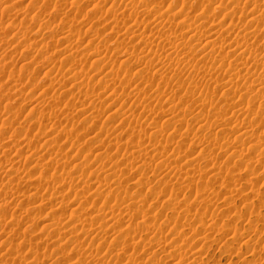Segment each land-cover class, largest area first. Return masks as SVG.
I'll return each instance as SVG.
<instances>
[{
	"label": "rangeland",
	"instance_id": "374dc122",
	"mask_svg": "<svg viewBox=\"0 0 264 264\" xmlns=\"http://www.w3.org/2000/svg\"><path fill=\"white\" fill-rule=\"evenodd\" d=\"M47 1L48 0H42L41 3L45 2V4L42 5V4H40V0L39 1L38 0H0V22L5 23L3 25H2V23H0V27L2 28V29L0 28V31H1V33H0L1 34L0 35V64L2 63L1 65L3 67H5V68H3L0 65V67L3 68V69L2 68H0V69L4 70V71L0 70V73L5 75V76L2 75L4 77V79L0 75V80H1L0 81V89L1 88L3 89V90L2 89L0 90V122L2 121V123H0V124H1V126H3V128H7L5 130L4 135L3 134L0 135L1 136L0 137V142H1L0 143V149H1L0 150V170L3 171V168L7 169V170L4 169L6 171H3V172L0 171V176H1L0 177V186L1 187L3 186L2 190L0 188V212H1L0 213V226L2 225L0 227V244H1L0 245V264H15V263L16 264H32V263L33 264H115V262L117 260L120 264H130V262L132 264L133 263L134 264H140V263H142V264H148V263L149 264H151V263L152 264H193L192 262H194V263L197 262L198 264L199 263H201V264H264V248H263L264 247L263 246L264 245V241H263L264 240L263 239L264 238V228H263L264 227V219H263L264 218V203H262V202H264V172H262L264 170V149H262V148H264V147H262L263 145L257 146V147L251 146L252 143L250 141V139H251L250 137H252V139L255 138V136H257V135H258L257 137H259L262 135L261 133L264 131V126L261 127V125H264L263 124L264 123V99H262V97H261L264 93L256 92V90L259 91L260 88L264 87V83L262 85H256L253 83L252 91L250 89L248 91L249 94H247V95L245 94V92L247 93V91L242 90L244 92V95H246L248 98H246V96L243 97L242 96L243 93L240 91L236 95V97L234 99H232V101L233 100L234 101L233 102L230 101L231 104L234 103L236 108H238L237 109L238 111L235 109V111L233 110L234 113H232V111H231L229 114L227 113V115L225 112H223L222 106H224V103H225L223 101L224 99H222V92H224L223 90L226 91V89L228 90L229 88H232V90H234L237 88L238 85L242 87V85L244 84V81L248 78V76H247L248 70L247 69H249V67L255 68V66L254 65L252 66V63L251 64L248 63V65L245 66L247 72H246V70H244V72H242L243 70H240V72H239L237 69L238 72L235 71L236 72L235 73L233 71L235 69H230L228 67L229 66L228 64L231 63L232 62L231 59H233L235 57V55H232V52H234L235 54L237 52V54H239V51H234L235 50L234 47L236 46V44L231 46V47H224V45L227 43L223 42L224 40L222 41L223 34L220 31L222 29L224 30L230 24V22L231 23L233 22L231 20L233 18H235L234 22H237L239 20L241 23L240 22H237V23L233 22L232 24L238 26L240 23V25L242 24L243 26L239 25L238 27H242V28L245 26V30L248 31V34H247L248 38L250 37V40L254 41L256 36L254 37L253 34H250V33L253 30L256 32L257 27H258L257 30L260 28L261 29L264 28V10L258 11L256 13H255V11H251V10L253 9L254 4H259V3L261 4L262 3L261 0H240V1L239 0H235V1L234 0H217L216 1L217 4L214 3L215 4L214 9L216 11V16L214 17L215 19L212 17V20H215V21H212L211 17L208 16V15H210V13H209L210 11L203 12L202 11L203 8L201 6V5H207L211 2L213 3V1L215 2V0H207V1L206 0H189V1L188 0H166V1L165 0H149V1L148 0H143V1L139 0V2L141 4H140L139 8H136V10L135 9L133 10V8L128 9L130 6L124 7L121 3V0H114V1L113 0H101V1L100 0H79V1L76 0L75 4H74L75 0H49L48 2ZM147 1H148V3H147ZM151 1H153V2L155 1V3H153V2L150 3ZM241 1H242V3H240ZM55 2H57V3H55ZM93 2L94 3L99 2V3H96L97 5H95ZM143 2H144V4H143ZM229 2H231L230 4L232 7H230ZM234 2H236V3H234ZM70 3H73V4H70ZM225 4H226V6L229 5V7L232 8L231 9V11H233L232 14L229 13L228 11H227L228 13L226 12L227 15H224V13L220 12V7L222 5L225 6ZM40 5H42V6H40ZM73 5H75L76 7L74 6V8H73ZM99 5H101V6H99ZM144 5L145 6L147 5L146 8ZM234 5L237 6V12H236L237 15L233 14L236 11ZM238 5L241 9L238 7ZM241 5L244 6L245 8L242 7ZM96 6L97 7L99 6L98 7L99 9L96 8ZM248 6H249V8H248ZM40 7H42V8H40ZM100 7H102L101 10H100ZM147 7H150V8H147ZM126 8H127V10H126ZM141 8L142 9L145 8L146 10H148L147 12H149L150 14L146 13V15H147L146 16L145 15L146 10L145 9L142 10ZM57 9H59V10L56 13ZM90 9H91V11H90ZM140 9H141V12L142 11L144 12V13L142 12V15L139 11ZM244 9H246V10L242 11ZM77 10L80 13H78ZM111 10L113 13L111 12ZM120 10L121 11L123 10L122 11L123 14L121 13L122 15L119 13V12H121ZM130 10L131 11L133 10V12L131 13ZM158 10H159V12H157ZM162 10H163V12L166 11L167 14H168L167 11L170 10L169 11L170 16H168V15L167 16L170 17V19L172 18V20L174 18L180 17V15H177V14H181L179 12H182V13L184 12L182 14L183 17L181 16L182 17L181 20H184L186 17L185 15H187V19L192 21V22L194 21L197 25L205 23V25H207L206 26L207 29L210 27V29H208L210 31L209 32L207 31L205 33V35L207 37L201 36L202 38L200 41H202V42H205V40L208 39V36H209L208 34L210 32H212L213 30L215 33H218V30L220 29V27L224 26L223 25L224 21L221 23L222 20H220V19L224 20V17L228 16V19L225 22L226 27L224 26L225 28L223 27L222 29L219 30V33H218L219 36L216 34L218 36V38L216 37V35H213L214 37H211L210 39H214L215 37L217 38V39H214V41L216 40L214 42L216 44L214 47L216 49L220 48V47H224L226 49V51L228 50L227 53L229 54V59L231 61L229 59L226 60L227 62L224 59L222 60L221 56H219L218 54H210L208 56L209 52L204 51V49H198V48L196 49L197 51L195 50L196 53L195 52H194V54L192 53L193 54L192 56H190L191 54L186 55V53H185L186 51L185 52H183V51H184V49L186 50V47L188 44L189 45L191 44L190 46H192V47H195V46L198 47V45H199L198 44L199 43L198 37H192L191 38V36H193L194 33L193 32L188 33L187 32L188 28L187 27L184 28L186 24L183 25V23H180V26H176V28L174 27L175 31H174V29H173V31H171V29H170V32L167 34H170L171 32H175L177 34V36H176L175 33H171L172 36H171L170 43H169V41L167 42L166 40H164L165 42H163V39L166 38L164 36V32H159L160 34H158V33H156L158 31L155 29H153L154 30L152 32L153 35H152V33L150 34L148 32V31H152V30H148L146 32L145 31V29H146L145 23L143 22V20L144 19L147 20L148 18H150V16H153L155 13H156L155 15H157L158 13H160V11L162 12ZM247 10H250V11H248V13H247ZM136 11H138L139 14H137ZM91 12H92V14H91ZM242 12H244V13H242ZM102 13H104V14H102ZM36 14H38V15L36 16ZM82 14H84V16ZM203 14H205V15H203ZM230 14H231V16H230ZM99 15H101L100 17H102L104 19L103 20L101 18L103 20L104 24L106 23V20L108 21L107 23H108L109 28H108V26H106L107 24L106 25L102 24L103 22H101L102 21L101 19L97 20L98 25H96L97 24L96 19L99 18ZM137 15H138V17H137ZM222 15H224V16L221 17ZM207 16L211 20V21L209 20L208 23H206L207 20L205 19ZM47 17L49 20L46 19ZM65 17H67V19L75 17L74 19L75 20L77 19L76 21H79V23H76L74 19H73L74 21L72 19H71V21L67 20ZM82 17H85V18H82ZM90 17L93 19H90ZM106 17L109 19H107ZM116 17H118V18L116 19ZM125 17H127V18L125 19ZM192 17H193V19H192ZM236 17H237V21H236ZM41 18H45L47 21H45V19L44 20L42 19L43 20V22H42ZM60 18H61V20H60ZM134 18L137 19V21L139 20L138 21L139 23L137 21H134ZM253 18H255V20ZM110 19L112 20L111 23L109 21ZM50 20H53V22L50 23L49 22ZM63 20L65 22H62ZM99 20H100V22H99ZM113 20H115V23ZM201 20H203V21H201ZM5 21L7 22V24ZM31 21H32V23H31ZM81 21H82V24H80ZM179 21H176V22H179ZM228 21H229V24H228ZM120 22H122V23L120 24ZM136 22L139 25H140V23H141V25L143 24L144 25L143 28L141 25H140L141 26L140 27ZM262 22H263V24H261ZM47 23H49V24H47ZM217 23H220L219 24L220 27H219V25L216 27H213ZM77 24H78V26H75ZM93 24H94V26H93ZM112 24L117 25V26L114 28V26ZM135 24L138 26H136ZM79 25L80 26L83 25V26L80 27ZM134 25H135V28H132ZM21 26H24V27H21ZM48 26L51 27V30L47 28ZM104 26H105V28H103ZM72 27L73 28L77 27V28L73 29ZM79 27L81 29L83 28V31L80 30ZM95 27L98 28V30L95 29ZM100 27H102L103 29ZM126 27H128V28L126 29ZM211 27H213V28H211ZM218 27H219V29H218ZM65 28L66 29L68 28V29L66 30ZM85 28H87V29H85ZM214 28L215 29L217 28L218 30L217 29L215 30ZM30 29H32V30H30ZM71 29L73 30V32ZM90 29H94L93 31L96 30L97 32L96 31L93 32ZM100 29L103 31V33ZM118 29L119 30L121 29L122 32L119 31ZM177 29H179V33L176 31ZM261 29H260V32H261L260 35L261 34L262 35L260 36L261 38L260 37H258V38L262 39L263 41L256 38V41L259 43V44L257 43L258 48H259V50H257L258 51L257 53L258 54L260 53L259 57L264 56V53H262V52H264V39H263L264 38V29L263 30H261ZM39 30H41V31H39ZM75 30H77L78 33H75L76 32ZM88 30H89V32H88ZM139 30H140V33H139ZM203 30H204V28H203ZM250 30H252V31L250 32ZM28 31H29V33L31 32V35L28 33L30 38L27 40L22 34L28 32ZM104 31L105 32L107 31L106 32L107 34ZM109 31H111V33H114V34H111ZM123 32L127 33V34L131 33L132 36H129L130 34H128V35H126V36H128L126 38L124 36L125 34H123ZM141 32H144V33L142 34ZM186 32H187V34H185ZM162 33H163V35H162ZM181 33H182V36H181ZM234 33L236 35V32H234ZM52 34H53V38H52ZM69 34H70V36H69ZM94 34H96V36ZM122 34L124 37L122 36ZM184 34H185V36H184ZM201 34H203V33L201 32ZM15 35L16 36L18 35V36L16 37ZM72 35H73V37L74 36L75 37L73 38ZM93 35L96 37V39H94L95 37ZM113 35H114V37H113ZM134 35H136V37L138 36L137 37L138 39L135 41V44H133L134 42H132V38ZM158 35H160V37ZM54 36H56V37H54ZM121 36L123 39L121 38ZM152 36H154V37H152ZM20 37H22V40L20 39V41L21 42L23 41L22 42L23 44L21 42H19L18 38H20ZM110 37H112V38H110ZM115 37H116V39H115ZM219 37H222V38L220 39ZM251 37H252V39H251ZM50 38H52V39H50ZM108 38H109L110 42L114 41V43L112 42L113 44H111L109 42ZM140 38H142L143 40L141 41ZM181 38L183 40H180ZM184 38H185V40H184ZM186 38L188 39V41H186L187 40ZM73 39H75V40H73ZM98 39L100 40L101 44L99 43ZM111 39H112V41H111ZM114 39L116 40V42ZM121 39H122V41H121ZM126 39H129L128 42ZM144 39H145V41H144ZM195 39L198 41L197 42L194 41ZM89 40H91V41L89 42ZM101 40H104V41L102 42ZM118 40L121 42H119ZM130 40H131V43H130ZM150 40H152V41H150ZM161 40H162V44H160ZM16 41H18L19 44ZM70 41H71V43L73 42L74 47L71 46V43L69 45ZM106 41L109 42V43L107 42V44H108L107 48H102L101 47L102 44L106 47V45H107ZM140 41L141 42L144 41L145 44L141 43ZM146 41H147V44H146ZM185 41H186V43H185ZM166 42H167V45H166ZM180 42H181V44H180ZM217 42H219V43H217ZM260 42H261V44H260ZM44 43H47V44H44ZM53 43H55V44H53ZM163 43H164V45H163ZM192 43H194V44H192ZM66 44H67V46H66ZM94 44H96V46H95L96 48H94ZM114 44L116 46L117 45L120 46V48L118 47L120 50L118 48H116V46ZM155 44H156V46H155ZM158 44L160 45V47ZM221 44H224V45L220 46ZM27 45H29V46H27ZM30 45H32V46H30ZM42 45H43V47H42ZM44 45H46L45 46L46 48L44 47ZM137 45L139 46V48H140V46L141 47L143 46V47L140 49L137 47L138 50H136ZM177 45H179V47ZM8 46L10 47V49ZM58 46L59 47L61 46L60 49L64 46L62 48L63 49L62 51H65V50H68V51L66 53L62 54L61 53L62 51L60 52V49ZM130 46H132L133 48H130ZM146 46L148 47V49L156 50L154 52H157L162 47H163V49L159 50L156 53L157 54L156 58H154L152 60V56H151L152 54H148V55H150V56H148L147 55L148 51H143V49ZM201 46L203 47V45H201ZM232 47L234 49H232ZM40 48H42V51ZM134 48H136V49H134ZM199 48H200V46H199ZM121 49H123V50L121 51ZM128 49H129V51H126ZM171 49H174V51H172ZM38 50H40L39 53H38ZM74 50L78 54H76ZM77 50H78V52H77ZM175 50H177V51L175 52ZM69 51H71V52H69ZM123 51H124V53H123ZM130 51H131L132 56H130V53H129ZM133 51H134V53H132ZM161 51H164V52L162 53ZM40 52L41 53L43 52L42 54L44 56ZM73 52L75 53L74 57L78 63L76 62V60L74 61V59L70 58L72 55L71 53H73ZM159 52H160V54H159ZM180 52L181 53L183 52L184 54H180ZM126 53H128V54H126ZM143 53L145 55V60L143 59V57H144ZM165 53L167 54V56ZM173 53H174V55H173ZM261 53H262V55H261ZM37 54H38V56H37ZM40 54L42 55L43 58L40 57ZM79 54L81 56H79ZM169 54H171V60L169 59L170 58ZM178 54L180 56H178V58L175 59V57H177L175 55H178ZM206 54H207L208 58H207ZM69 55H70V57L68 58ZM172 55H173V57H172ZM36 56H37V58L39 57L41 59H39V58L37 59ZM82 56H84V57H82ZM158 56H159V60L157 58ZM245 56H246V58H245ZM5 57H7V58H5ZM164 57L165 58L169 57V58L168 59L166 58L167 59L166 60ZM62 58H64V59H62ZM125 58H127L128 61H127V59L125 60ZM137 58H138V60H137ZM172 58H173V60H172ZM179 58H180V60L177 61ZM219 58H221V59H219ZM244 58L245 59L249 58L248 53H246L244 55ZM9 59H10V61H9ZM59 59H61V60H59ZM69 59L71 62L69 61ZM105 59H107V60H105ZM146 59H148V60H146ZM163 59H165L168 62H165ZM43 60H45V61H43ZM220 60H222V61H220ZM11 61H13V62L11 63ZM68 61L72 64L67 63ZM123 61L124 62L126 61L127 64L126 63L123 64L124 63ZM203 61H204V64H203ZM215 61H216V63H215ZM14 62H15V66H14ZM44 62H46V63H44ZM100 62H101V64H99ZM160 62H162V63H160ZM209 62H210V64H208ZM75 63H76V65H74ZM79 63H80V65H79ZM167 63L171 64L170 67H168L169 65ZM11 64H13L12 65L13 67L11 66ZM142 64H143V67H142ZM152 64H154V65H152ZM163 64H166V65L164 66ZM55 65L57 67H55ZM72 65H73V68H72ZM140 65H141V67H140ZM144 65H146V66L149 65V66L144 69V67H145ZM206 65H207V67L205 69ZM218 65H219V67H218ZM25 66H26V68H25ZM64 66H66V67H64ZM7 67H9L8 69H10L7 72L8 75L5 74ZM70 67H71V69H70ZM75 67H77V68H75ZM78 67H79V69H78ZM113 67H115V68H113ZM149 67L151 69L153 67V69L151 70ZM166 67H168V68H166ZM81 68L84 69L85 71L82 70ZM108 68H110V69H108ZM138 68H139V71H137V72H139V73L136 72L134 74L135 70L136 69L138 70ZM165 68L167 71L165 70ZM214 68H215V70H214ZM15 69H16V72L22 71L24 73L25 77L21 76L20 77L21 79L26 78L27 80L22 79V81H21L19 76L17 78L16 76L18 74L15 76V74L13 73V71ZM76 69L80 73L81 72H84V73H82V75L76 74L74 76V74H75L74 72H77V71H75ZM142 69H144L145 72L141 71ZM162 69L164 70V72ZM216 69H217V71H216ZM80 70H82V71H80ZM201 70L203 72L205 71V73H207V76L209 75V77L205 76V73L203 75ZM222 70H224V71H222ZM227 70L233 71V74H232V72L228 71L230 74H232V76L227 72ZM251 70H254V69H251ZM58 71H59V74H58ZM208 71H210V72H208ZM220 71H221V75L223 74L222 72H224V74L227 72V74H225V75H228V78H226L227 80L226 79L225 80L230 82V83H227L228 88L225 86L222 87L220 85L219 87H222V89H221L218 87V84L215 85L213 83L215 81H212L214 77L219 79L220 76L218 77L217 74H220ZM108 72H111L112 73V74L110 73L111 75H113V73L115 75V73H116L119 77L117 75H115V76H112V78H114L115 80L112 78L110 79L111 75ZM140 72H141V74H140ZM149 72H151V73H149ZM255 72L258 74L260 71L257 70ZM12 73H13V76H10V75H12ZM152 73H153V76H152ZM214 73H215V75H214ZM244 73H246V75ZM70 74L73 76V78L71 76V80L69 79ZM86 74H88V75H86ZM138 74H140V75H138ZM240 74L241 75L244 74V76H246V77L244 78V76L242 75L243 77H241L242 79H240V76H241ZM51 75H53V76H51ZM104 75H107V76H104ZM7 76H9L10 78L9 77L7 78ZM81 76H83V78ZM12 77H13V79L15 78L14 79V80H16L15 82L12 81L13 80ZM53 77H56V79ZM67 77H69V78H67ZM105 77H108V78H105ZM127 77H128V79H127ZM138 77H140V78H138ZM147 77H149V80L152 82V84H151V82H149ZM229 77H231V78L234 77V78L231 79ZM51 78H53V79H51ZM77 78L78 79L81 78V80L80 79L77 80ZM135 78H137V79H135ZM210 78H212V79L210 80ZM216 78H214V79H216ZM54 79L56 81H53ZM105 79H106V81H105ZM107 79H108V81H107ZM134 79H135V81H134ZM220 79L223 80L224 78L220 77ZM228 79H230L233 82L231 83V81H229ZM59 80H60V82H59ZM225 80L223 82H226ZM238 80H240V82ZM241 80L243 81L242 82L243 84L241 83ZM23 81H24V83H22ZM78 81H80V83H77ZM133 81L135 83H133ZM139 81H141V82H139ZM36 82H37V86H35ZM56 82L57 83L59 82L58 83L59 85L61 84L60 88ZM136 82H137V85H136ZM238 82H239V84H238ZM4 83H5V85L7 83L8 84L6 86H4ZM17 83H18V85H16ZM19 83H21V85ZM75 83H77L78 85L76 84L77 85L76 86ZM139 83H140V85H139ZM248 83H247V85H248ZM251 83L252 82H250L249 84H251ZM11 84H12V86H11ZM103 84H105V85H103ZM129 84H131V85L129 86ZM51 85H53V86L51 87ZM79 85H80V87H79ZM111 85H112V87H110ZM134 85H136V86H134ZM145 85H146V88H145ZM104 86H106V88ZM133 86L135 87V89L129 90V87L133 88ZM216 86L220 89V91L221 90L222 91L220 92L219 89L216 88ZM255 86H256V88H255ZM10 87L11 88L15 87V88H13L14 91ZM26 87H28V88H26ZM37 87H38V89H37ZM81 87H82V89H84V91L81 89ZM122 87H123V89H122ZM34 88H36V91L32 92V90ZM138 88H141V89H139L141 91H139ZM62 89H63V91H62ZM64 89H66L68 91L66 92V90H64ZM110 89L112 92L110 91ZM114 89H116V90H114ZM147 89H148V91H147ZM132 90L134 93L132 92ZM1 91H4V93ZM61 91H62V93H61ZM80 91L83 94H80ZM122 91H123V93H121ZM127 91H128V93H127ZM145 91H147L149 94L147 92H146L147 93L146 94ZM16 92L18 94H16ZM44 92H45V94H44ZM55 92H56V94H55ZM85 92H87V93H85ZM90 92L92 95L89 94ZM125 92H126V94H125ZM141 92H143V93H141ZM191 92H192V94H191ZM19 93H22V94H19ZM67 93L68 94L70 93V96L67 95ZM84 93L87 95L85 96ZM111 93L113 96H111ZM115 93H116V97L114 96ZM261 93H262V95H261ZM51 94L52 95L55 94V95L50 97ZM255 94H256V96H257V94H260V96L258 95L256 97ZM62 95H65V96H62ZM82 95H84V96H82ZM18 96L19 97L21 96V97L19 98ZM92 96H97V99L99 101H96L95 100L96 97L92 98ZM48 97H50V98H48ZM85 97H86V99H84ZM217 97H219V98H217ZM51 98L53 99V101ZM61 98H63L62 100L64 102L61 100ZM67 98L70 100V103L68 102L69 100ZM72 98H73V100H71ZM137 98H138V101H137ZM206 98L207 99L213 98L215 100H219V99L221 100L222 99L221 101H223V105L221 103L219 105L220 108L218 107L217 110H216V108L211 107V106L205 107L203 105L205 103ZM50 100H51V103L49 102ZM81 100H82V102H81ZM127 100H129V101H127ZM40 101L42 104H40ZM83 101H85L87 103H84ZM112 101H114V103ZM197 101H198V104L196 103ZM90 102L92 105L89 104ZM38 103H39V105H38ZM46 103H49V104H46ZM58 103H60V106L58 105ZM68 103L70 104V105H68L69 107L67 106ZM103 103H104V106H103ZM146 103L148 104V107H146L147 106ZM193 103L197 104V105L196 104L195 105H196V108L198 109V111L200 109L201 113L205 114V115L207 114L206 116H208L211 120H213V121L214 120H223V121L218 122V124L213 126V128H211V129L203 128V130L202 129L200 130L201 127H198V124H196V122H194L193 123L194 125L192 124L189 128V133L185 135V136H187V138L182 143L183 147H182V144L180 146H178L181 143L180 142L181 137L179 136V134L183 135L181 133H184V130L186 129V125L179 126L178 120L181 119L179 116H181V117L185 116V117H187V119L188 118L190 119L191 115L189 116V112H190V108L192 107ZM136 104H137V106H136ZM139 104H141V105H139ZM236 104H239V105H236ZM52 105H54V108H56L55 110L58 109L56 112L58 115L60 114L58 117V120L60 122L58 120H57L58 122L56 121L57 117H54V116L49 117V115L51 113H54V111H55L53 109ZM82 105L85 107L84 109H86L87 111L82 109V107H83ZM100 105L102 107H100ZM120 105H121V107H120ZM144 105H146V106H144ZM171 105H172V107H174L175 105L178 106V107L175 106L176 107L175 111L180 112V113L179 112L177 113L178 116H174V115H176V113H174V112H173L174 114L172 113V115L175 118H173L171 116L172 119H174V120H170V122H173V124L172 123L170 124V122L168 120L171 117L168 116L169 117L168 118L167 116H165V114L159 113V112L163 111L164 108H165V110L166 109L168 110V107H169V109H171V107H170ZM247 105L249 106L248 108H246ZM259 105H261V106L263 105V106L261 107ZM47 106H48V109L45 110L47 108ZM92 106L94 109L92 108ZM95 106H97L98 111L95 108ZM116 106H117V108L119 107V109H122L124 107V109H127L129 112L127 110H124V109H122L120 111L119 109L116 108ZM239 106H243V108L239 107ZM34 107L35 108L38 107V108L34 109ZM63 107H65V108H63ZM149 107H150V109H148ZM244 107H245V113L240 114L242 109H244ZM42 108L43 109L45 108L44 109L45 111ZM66 108H67V110H65ZM145 108L148 111L149 110L156 111L157 115H152L150 113V111L147 112V110ZM151 108H153V109H151ZM178 108H180V109H178ZM221 108H222V110H221ZM249 108H251V109H249ZM49 109L52 112L48 111ZM51 109H53V110H51ZM232 109H233V107L230 110H232ZM61 110H65L64 112H66V113H64V112L62 113ZM94 110H96V111H94ZM111 110H112V112H111ZM250 110H251V112H250ZM253 110H254V112L252 113ZM257 110H259V111H257ZM7 111L9 112L10 115L7 114L8 113ZM16 111H17V113H16ZM68 111L71 112L70 115L68 114L69 113ZM88 111H90V113ZM92 111L97 114L95 117L93 116L95 113H93ZM113 111H116V112H113ZM119 112H121V113H119ZM122 112H124V113H122ZM258 112H259V114H258ZM14 113H15V115L17 114L18 117L17 116L14 117L15 116ZM30 113H31V115H29ZM61 113H62V115H61ZM75 113H76V115H75ZM133 113H134V115L132 116ZM246 113L247 114L250 113V114H248L250 117ZM41 114H45L46 117L41 116ZM120 114L121 115L123 114V115L121 116ZM230 114H232V115H230ZM244 114H246L245 117H244ZM254 114H256V115H254ZM7 115L11 119L8 118ZM67 115L69 116L68 118L70 119V122H68V123H67V121H68ZM99 115H100V117H99ZM219 115L221 117H219ZM236 115H238V116H236ZM91 116H92L91 120L88 119ZM118 116H119V118H118ZM224 116H225V119H224ZM257 116H258V118H257ZM61 117H63L65 119V121H63L64 119L62 120ZM121 117H122V120H121ZM127 117H131V118L128 119ZM17 118H19V119H17ZM166 118H168V119H166ZM124 119H125V121H123ZM257 119L260 121V123L257 122L258 121ZM38 120H39V122H38ZM84 120L87 122H85ZM261 120H262V122H261ZM5 121H6V123L3 124ZM88 121H89V123H88ZM32 122H34L35 124ZM149 122L151 125L149 124ZM174 122H176V123H174ZM248 122H250V123H248ZM254 122H256V123H254ZM23 123H24V125L27 123V125H25L24 128L28 127V129L27 128L24 129L22 127ZM54 123H56V124L53 125ZM238 123H239V126H241V123L242 124L245 123V125L247 127L244 128L245 130L243 129L244 131L242 130L240 132L239 127H237V129L235 128L236 124H238ZM246 123H248V125L250 124L249 127ZM258 123H259V125H257ZM31 124H32V126H31ZM112 124H115V125H112ZM138 124L140 127H144V128L148 127L149 125L150 126L156 125L154 127H159V128L162 127V129H163V131L162 130L160 131L163 134L161 135V133H159V136H161V137H158L156 139V141H154L153 143H154V146L156 145V147L161 146V144L163 146V144H164V146H167V149L165 152H161V153L159 151L157 152V155L159 153V154H161V156L160 155L151 156V157H149L150 159L148 158V160H146L149 163V168L151 167V170L150 169L145 170L144 168H139L137 170V167H135V165L133 166V164H135V162H132V160H133L132 158L137 159V157L139 155V153H138L139 149L136 148V146H135L136 143L135 144L132 143L131 146L129 145L130 148L126 147V144H125L126 143L125 141H127V140H128L127 144L131 143V139H133V136L135 134L137 135V133H135V131L136 132L138 131V134L141 133V128H139ZM134 125L135 126L137 125V126L134 127ZM19 127L21 129H19ZM78 127H81V128H78ZM102 127L104 129L103 131H105L109 134L108 135L106 133V135L109 137H108V139H106L107 137L106 138L104 136L102 137L101 141L103 142L105 140L104 143L106 142L107 147L106 148L102 147L100 150L99 143L101 141L97 142L95 139V136L98 133H101ZM197 127L199 128V130ZM29 128H31V130H29ZM43 128H45V130ZM86 128H88V129H86ZM39 129H40V131L41 130L42 131L40 132ZM70 129L72 131L74 130V134H71L72 136H70L69 134L66 135L67 134L66 131L70 130ZM131 129H132V131H131ZM76 130H78V131H76ZM92 130H94V131H92ZM167 130H168V132H167ZM64 131H65V133H64ZM89 131H90V133H89ZM96 131H98V132H96ZM119 131H121V132H119ZM246 131L250 132L248 135L250 139H248V140L245 139L242 142L235 141L239 138V136L242 132H246ZM118 132H119V134L120 133L121 134L118 135L117 134ZM132 132H134L133 135H132ZM95 133H96V135H94ZM115 134L117 135V137ZM238 134H239V136H238ZM39 135H40V137H39ZM82 135H84V136H82ZM85 135H88V137ZM176 135H178V136H176ZM7 136H10V137H7ZM81 136L84 138L80 139L79 137H81ZM129 136L131 139L129 138ZM210 136H212V137H210ZM200 137H202L203 140H201ZM223 137H224V139H223ZM228 137H229V139H228ZM245 137H247V136H245ZM110 138H111V140H109ZM122 138H124L125 140H122ZM212 138L214 140H212ZM28 139H29V144H28L29 147L25 145V144H27L26 142L28 141ZM136 139H137L136 141H138V142L141 141L140 138H138V137ZM53 140L55 143L53 142ZM204 140L205 141L207 140L206 142H208V143L204 142ZM217 140L220 142L217 143ZM18 141H19V143H17ZM111 141H113L115 143L114 146H113V143ZM200 141H202V142H200ZM209 141H213L212 144H210L211 142H209ZM22 142H23V144H22ZM119 142H120V144H119ZM121 142L123 143L122 145H121ZM167 142H168V144H167ZM215 142L217 143V144H215L217 146L216 147L217 149H215V145H214ZM226 142H227V144H226ZM51 143H53V144H51ZM200 143H203L202 146L204 148L200 145ZM21 144L24 145L23 147L25 149L21 148L22 147ZM116 144H117V146H116ZM218 144H220V145H218ZM223 144H225V145H223ZM31 145H32L33 149L31 147ZM208 145L210 146L209 148H208ZM173 146H175V147H173ZM218 147H220L221 150ZM249 147H251V148H249ZM28 148H30V150ZM34 148L36 151L34 150ZM124 148H129V149L127 150ZM158 148H160V147H158ZM182 148H183V150L184 149L188 150V152L191 151L192 154L189 157L183 156L182 155L183 152L181 151ZM225 148H226V150H225ZM111 149H112V151H111ZM210 149L212 151L211 154H210ZM93 150L95 152H93ZM160 150H162V149H160ZM199 150H200V152H198ZM17 151L23 153V155L22 154H20L21 156L18 155L19 153ZM78 151L79 152L82 151L81 152L82 154L78 153ZM105 151H106V153H105ZM133 151H134V153H133ZM195 151H197V152H195ZM24 153H26V154H24ZM89 153H93V155L89 154ZM94 153L95 154L97 153V156ZM100 153H103V155H106V156L108 155V156L107 157L106 156H100ZM193 153H195V154H193ZM259 153H260V155H259ZM196 154L197 155L200 154V156H199L200 159L198 157L199 163H196V162H198ZM17 155L20 156L21 159ZM27 155H29V156L27 157ZM87 155H90V157ZM131 155H132V157H131ZM12 156H13V158H12ZM55 156H56V158H55ZM117 156H118V158H117ZM126 156H127V158H125ZM193 156H196V157H193ZM202 156H203V158H202ZM241 156H242V158H241ZM259 156H261L262 158H260ZM187 157H188V159H187ZM190 157H193L194 159L196 158L195 163L193 162L194 161L193 158L191 159ZM204 157H205V159H204ZM258 157H259V160H257ZM9 158L11 160H9ZM250 158H251V160H249ZM13 159H15V160H13ZM8 160H9V162L13 160L12 163H14V165L11 162H10V164H8L7 163ZM53 160H55V161L57 160L58 163L57 162L54 163L55 161H53ZM163 160H166L165 165L160 164V162ZM174 160H178V161L182 160V163H180L181 165H180L179 169L177 167H174L175 163H176ZM187 160H188V162H187ZM167 161H168V163L170 161L171 162L168 164ZM172 161H173V163L174 162L175 163L173 164ZM251 161L254 163H252ZM256 161H260V162H256ZM2 162L6 163V164H3ZM50 162L51 163L53 162L56 165H54V164L52 165V164H50ZM59 162L62 164H60ZM120 162H121V164H120ZM129 162H131V163L129 164ZM184 162H186V163L184 164ZM43 163H45V164H43ZM192 163H194V164H192ZM2 164L4 167L2 166ZM11 164L13 166H11ZM15 164H16V166H15ZM40 164L42 165V167ZM58 164H59V166H58ZM79 164L80 165L82 164L83 167L82 166L80 167ZM248 164H249L250 168H249V166H246ZM37 165L40 167L38 168ZM111 165L112 166L116 165L115 167H113L114 171H116L114 168H116L117 165H120L122 167V169L119 168L121 170V172L118 171L117 172L118 174H116V176L114 178L106 177V179H105L106 174L110 173V170H112ZM127 165H129V167H130L129 170L127 168ZM195 165H197V166H195ZM57 166H58V168H57ZM73 166H74V168H73ZM77 166L80 167L81 169H79ZM104 166H105V168H104ZM123 166H125L124 167L125 169L123 168ZM17 167L19 170L17 169ZM54 167H56L57 170ZM108 167H110V169ZM167 167H169V168H167ZM193 167H195L196 169H194ZM215 167L217 168V170L220 169V171L223 172L222 179H220V180L214 179L211 175L212 173L210 174L211 170L217 171L215 169ZM45 168L47 169L46 171H45ZM126 168H127V170H126ZM228 168H230V170L233 171L231 174L235 175L234 178L231 179V180H234V182L233 181L231 182L227 178L224 177L225 176L224 172L227 173L229 171ZM14 169L16 171L17 170L18 171L15 172ZM23 169L25 170V172ZM107 169H109V171ZM123 169H124V171H123ZM232 169H234V170H232ZM80 170H82V172ZM85 170H87L88 173ZM193 170L195 171L194 173H193ZM207 170H209V171H207ZM66 171L67 172L71 171V173L75 172L74 177L66 176ZM154 171H155V174L153 173ZM1 172L4 174L2 175ZM13 172L17 173L18 175L14 174ZM18 172H20V173H18ZM94 172H95V174H94ZM5 173H7V174H5ZM24 173H25V175H24ZM61 173H62V175H61ZM91 173H93V175ZM38 174H39V176H38ZM203 174H205L206 178L205 177L199 178ZM206 174H208V175H206ZM16 175H17V177H16ZM23 175H24L25 179H23ZM9 176H11L12 178L14 177V178L13 179L10 178V179H12V180H10ZM21 176H22V178H21ZM61 176H62V178H61ZM36 177L37 178L39 177L40 180L37 179ZM19 178H21L22 180L21 179L19 180ZM212 178H213V180H212ZM15 179H16V181H15ZM27 179L28 180L31 179V181L27 182ZM161 179L164 181V184L162 182L161 183L159 182ZM23 180L24 181L26 180L25 183L23 182ZM88 180H89V182H88ZM107 180L110 183L112 182V180L114 182H112L113 184L108 185L109 182ZM129 180L131 181V183ZM192 180H193V182H192ZM8 181H9V183H6ZM12 181H13V183H12ZM94 181L96 184L93 187V185L91 186V184H93ZM104 181L105 182L107 181L106 184ZM115 181H117V182H115ZM18 182H20V183L18 184ZM29 182L31 185L29 184ZM99 182H100V184H99ZM184 182H186V185ZM248 182H250L252 185L250 183L248 184ZM230 183H232L233 186L235 183V185H237V187L240 186V188H242V190H239L238 192H235L236 193L235 195L230 196L229 193L226 192V191H228L227 189L230 186L229 185ZM238 183L240 185H238ZM12 184H16V186L13 185L16 189L13 188ZM89 184H90V187H89ZM103 184H105L104 186H108L109 190L111 189L110 186L111 187L114 186L112 188H116V189L119 186L120 187L119 189L124 190L126 193L123 194L122 196H114V198L119 199L118 202L115 200L112 201V199H111V201L108 202V203H110V205L106 204V206H105V205H103V203H104V201H106L105 199L107 198L108 193H106L107 191L105 192V187L103 186ZM7 185H8V188H7ZM82 185L83 186L87 185L88 187L86 188V187H83ZM187 185H188V187H186ZM244 185H248V186L243 187ZM10 186H12L13 189ZM189 186H190V189H189ZM9 188H11V189H9ZM14 190H15V192H17V194L13 192ZM96 190H100V191H96ZM4 191H5V193H4ZM11 192H13L14 194H11ZM97 192H98V194H97L98 196L96 195ZM99 192H100V194H99ZM136 192L139 194H137ZM101 194L103 196H100V198H101L100 199L99 195H101ZM134 195L137 197V199H134V198H136ZM143 197H146L147 198L146 201L149 200V202L148 203L146 202V206L144 205L143 208L141 206H139V209H137L138 211L141 212L140 213L137 211L138 214H141L139 221H142V220L146 221L147 220L146 224H149V225L155 224V226H157V227L154 226L155 228L159 227L158 230L160 232H162V231L164 232V236H162V237L164 240L166 239V241L169 238V236H165V235L166 234L168 235L167 232L170 233V229L175 228V227H176L175 229L178 228L177 231H181L182 233H184V235H185L183 237L184 239L183 238H181V239L175 238L172 240L173 236H171V238L168 239V241H167L168 244L164 246L165 247L164 249L158 250L159 247L156 248L158 245L155 246V244H154L153 246H150L153 249L152 250L149 248L148 249L145 248V247H148L145 244L146 243L145 240L148 241L149 237H151V235H152V234H150L148 239L145 238L143 243H139V245H140L139 247H138V244L137 245L131 244L132 246L130 245V247H133V248H130V247L127 248V247L122 246V248H123L122 249L121 245H120L122 243V242H120V239H122V237L121 238L118 237L119 239L115 238V237L118 234L117 230L121 229V225L124 223L123 221L121 224L119 223L116 226H114V225H113V227L111 226L112 228L111 227L108 228L105 226V227H103L104 230L102 232H99V231H101L100 230L101 228L99 227L101 222H105L107 224H112V221H106V218L101 219L102 216L99 217L98 219L93 218V215L95 216L97 214L96 210H98V208L101 207V208L106 209L107 207L115 204L114 202H117L119 204L126 202L125 204H122V207H124L123 210H125V208H126V210L124 212L129 213L128 209L130 208L129 215H134V213L136 211L133 210V208L135 206L133 205L134 206L133 207L131 205L134 202H135L134 204L138 203V201L141 202V199H143ZM211 197H213V198H211ZM97 200H99V201H97ZM181 200L184 201L185 204L188 202V204H186L188 206H186L185 204L184 205L181 204V206L177 207V208H174L172 206L171 202H176V201L182 202ZM185 200H186V202H185ZM204 200H206V203H203V202H205ZM207 200L210 202H207ZM261 200H263V201H261ZM211 201H213V202H211ZM79 204H80V207H79ZM246 207H248V208L246 209ZM77 208H78V210H77ZM255 208H257V209H255ZM205 209H206V211H205L206 213L204 212ZM253 209H255L256 212H254L255 210H253ZM247 210H249V211H247ZM81 212H83V213H81ZM86 212H87V214H85ZM146 213H148V214H146ZM86 216H88V217L92 216L93 219H91V220L92 221L94 220L93 222H89L90 225L87 221L86 222L84 221V217H86ZM104 216L106 217L107 214L105 213ZM4 217H6V219ZM77 217H79V218H77ZM52 218H53V220H52ZM150 218H151V220H150ZM251 219L254 222L253 229L249 228L250 227L249 221ZM254 220H256L257 222ZM214 221L216 224L214 223ZM53 222L55 225H53V226L48 225L49 223H53ZM105 223H104V225H105ZM207 224H209V225H207ZM47 225L49 228L48 227L45 228ZM124 226H122V228ZM55 227H57L58 229H56ZM82 229L85 232L82 231ZM209 229H210V231H209ZM80 230L82 231V233L80 232ZM137 230H139L140 234L142 233L141 236L143 235L142 238H140L139 240L143 239L144 237H147L146 235H148V234L144 233L141 228L140 229L137 228ZM152 231H154V230H152ZM205 231L207 232V234ZM72 232H74V233H72ZM98 232L100 234H98ZM70 235H71V237H69ZM93 235H95L96 237ZM129 235L130 234L128 233V237H129ZM125 236H127V235L124 234L123 237H125ZM188 236H189V238H188ZM203 236L208 238V239H206V240L201 239ZM235 236H237L236 237L237 240L235 242L232 243L231 241H229L231 238H234ZM238 237H239V239H238ZM74 238L77 240H75ZM130 238H132V236ZM209 238H212V239H209ZM250 239H252V240H250ZM259 239H261L262 241H259ZM228 241H229V243H228ZM257 241H259V243ZM2 243H4V244H2ZM11 243L12 244L15 243V245L18 247H16L13 244V248H12ZM17 243H18V245H17ZM136 243H138V242H136ZM227 245H228V247H227ZM168 246H170V247H168ZM177 247H178V249H177ZM166 250H167V253H166ZM120 251H122L123 254L122 253L120 254ZM176 251H177V253H176ZM180 252L182 253V255H184V257H185V254L187 253L186 254L187 257L183 258L184 260L183 259L181 260L182 257H180ZM195 252H199L198 255H196L195 258L191 259L192 261H190V259L188 261L187 258L194 256ZM254 252H256V253H254ZM153 253H157L155 259L151 258L152 257L151 255H153ZM128 255L130 256V258H132L131 260H128L129 259V258H127V257H129ZM133 258L136 260H134ZM137 258H139V259H137ZM179 258H180V260H179ZM33 259H34V261H33ZM245 259H246V262L244 261ZM35 260L37 262H35ZM30 261H32V263H30ZM127 261H128V263H127ZM135 261H136V263H135ZM144 261H146V262H144Z\"/></svg>",
	"mask_w": 264,
	"mask_h": 264
},
{
	"label": "bare ground",
	"instance_id": "6f19581e",
	"mask_svg": "<svg viewBox=\"0 0 264 264\" xmlns=\"http://www.w3.org/2000/svg\"><path fill=\"white\" fill-rule=\"evenodd\" d=\"M38 1H39V0H38ZM41 1H42V0H40V4H42V5L45 4V2H46V1H45L44 3H43V2L41 3ZM48 1H49V0H48ZM48 1H47V2H48ZM78 1H79V0H78ZM100 1H101V0H100ZM100 1H99V2H100ZM113 1H114V0H113ZM141 1H143V0H141ZM148 1H149V0H148ZM148 1H147V3H148ZM165 1H166V0H165ZM188 1H189V0H188ZM206 1H207V0H206ZM216 1H217V0H215V2L213 1V3L211 2V3L207 4V5H201L202 8H203V9H202L203 12L210 11V12H209L210 15H208V16L211 17V20H212V17L214 18V17L216 16V11H215V9H214V8H215V4H214V3L217 4ZM234 1H235V0H234ZM239 1H240V0H239ZM72 2H73V1H72ZM99 2H96V3H99ZM104 2H105V1H104ZM104 2H103V3H104ZM152 2H153V1H151L150 3H152ZM203 2H204V1H203ZM208 2H209V1H208ZM236 2H237V1H236ZM236 2H234V3H236ZM245 2H246V1H245ZM245 2H244V3H245ZM252 2H253V1H252ZM261 2H262L261 4H260V3H259V4H254L253 9H252L251 11H255V13L258 12V11H263V10H264V0H263V1L261 0ZM55 3H57V2H55ZM65 3H66V2H65ZM75 3H76V0L74 1V4H75ZM93 3H94V2H93ZM93 3H92V4H93ZM96 3H94V4L97 5ZM107 3H108V2H107ZM117 3H118V2H117ZM121 3H122V5H123L124 7H129V6H130L131 8L129 7L128 9H132V8H133V10H134V9L136 10V8H139V6H140V4H141V3L139 2V0H121ZM147 3H146V4H147ZM153 3H155V1H154ZM187 3H188V2H187ZM195 3H196V2H195ZM221 3H222V2H221ZM230 3H231V2H229V4H230ZM240 3H242V1H241ZM47 4H48V3H47ZM70 4H73V3H70ZM143 4H144V2H143ZM177 4H178V3H177ZM201 4H202V3H201ZM213 4H214V5H213ZM218 4H219V3H218ZM238 4H239V3H238ZM42 5H40V6H42ZM54 5H55V4H54ZM89 5H90V4H89ZM95 5H94V6H95ZM106 5H107V4H106ZM178 5H179V4H178ZM187 5H188V4H187ZM197 5H198V4H197ZM235 5H236V4H235ZM235 5H234V6H235ZM60 6H61V5H60ZM74 6H75V5H73V8H74ZM92 6H93V5H92ZM99 6H101V5H99ZM99 6H98V7H99ZM114 6H115V5H114ZM144 6H145V5H144ZM146 6H147V5H146ZM146 6H145V8H146ZM173 6H174V5H173ZM198 6H199V5H198ZM222 6H223V5H222ZM222 6L220 7V12H221V13H224V15H227L226 12L228 11L229 13L232 14L233 11H231L232 8H230V7H232L231 4H230V7H229V5L226 6V4H225V6H223V7H222ZM241 6H242V5H241ZM249 6H250V5H249ZM249 6H248V8H249ZM75 7H76V6H75ZM77 7H78V6H77ZM98 7L96 6V8H98ZM102 7H103V6H102ZM102 7H100V10H101ZM238 7H239V5H238ZM242 7H244V6H242ZM40 8H42V7H40ZM78 8H79V7H78ZM92 8H93V7H92ZM106 8H107V7H106ZM114 8H115V7H114ZM114 8H113V9H114ZM122 8H123V7H122ZM145 8H143V9H145ZM147 8H150V7H147ZM168 8H169V7H168ZM171 8H172V7H171ZM189 8H190V7H189ZM189 8H188V9H189ZM194 8H195V7H194ZM229 8H230V9H229ZM239 8H240V7H239ZM244 8H245V7H244ZM251 8H252V7H251ZM61 9H62V8H61ZM87 9H88V8H87ZM98 9H99V8H98ZM117 9H118V8H117ZM141 9H142V8H141ZM141 9H140L139 11H140V13H141V15H142V12H143V11L141 12ZM143 9H142V10H143ZM176 9H177V8H176ZM217 9H218V8H217ZM228 9H229L231 12H230ZM235 9H236V11H235V13H233V14L237 15V13H236V12H237V6H235ZM235 9H234V10H235ZM240 9H241V8H240ZM46 10H47V9H46ZM58 10H59V9L56 10V13H57ZM68 10H69V9H68ZM94 10H95V9H94ZM104 10H105V9H104ZM126 10H127V8H126ZM126 10H125V11H126ZM133 10H132V11L130 10V12L132 13ZM145 10H146V9H145ZM171 10H172V9H171ZM174 10H175V9H174ZM197 10H198V9H197ZM245 10H246V9H244V10H242V11H245ZM75 11H76V10H75ZM90 11H91V9H90ZM98 11H99V10H98ZM98 11H97V12H98ZM120 11H121V10H120ZM122 11H123V10H122ZM122 11L119 12V13H120V14H121V13L123 14ZM147 11H148V10H146L145 15H146V13H149V12H147ZM169 11H170V10H169ZM169 11H167V12H168V14H167L166 11L163 12V10H162V12L160 11V13H158L157 15H155V14H156V13H155L153 16H150V15H149L150 18H148L147 20L144 19L145 21L143 20V22L145 23V27H146L145 31L147 32L148 30H152V31H148L150 34L154 31L153 29L157 30L158 32H156V33H158V34H160L159 32H164V36H165L166 38L163 39V42H165L164 40H166L167 42L169 41V43H170V41H171V36H172L171 33H175V32H171L170 34H167V33L170 32V29H171V31H173V29H174V31H175L176 26H180V23H183V25L186 24L184 28H186V27L188 28V29H187V32H188V33H191V32L194 33V35L191 36V38H192V37H198V40H199V43H198L199 45L197 44L198 47H196V46H195V47H192V46H190L191 44H190V45L188 44L187 47L185 46V47H186V50L183 48V49H184L183 52L186 51V52H185L186 55L191 54L190 56H192V55L194 54L195 50L198 48V49H204V51L209 52V53H208V56H209L210 54H218L219 56H221L222 60L224 59V60L226 61V60L229 59V54L227 53L228 50L226 51V49H225L224 47H231V46H233V45L236 44V46L234 47V48H235L234 51H239V54H237V52H236V54H235L234 52H232V55H235V57H234L235 59H234V58H233L234 60L231 59L232 62L228 64V65H229L228 67H229L230 69H235V70H233L234 72L237 71V69H238L239 72H240V70H243L242 72H244V70H246L245 66H247L248 63H250V64L252 63V66H253V65L255 66V68H253V67L250 68V67H249L250 70L247 69L248 72H247V70H246V72H247V76H248V78L246 79L247 81L244 79V78L246 77V76H244V74L246 75V73L242 74V75L244 76L243 79L245 80V81H244V84L242 83L243 81L241 80V83L243 84L242 87L238 85L236 89L233 88L234 90H232V88H229L228 90L226 89V91L223 90L224 92H222V99H224L223 101L225 102V103H224V106H222V108H223V112H225L226 115H227V113L229 114L231 111H232V113H234L235 109L237 110L238 108H236V106L234 105V103L231 104L230 101L233 102L234 100L232 101V99H234V98L236 97V95H237L240 91L243 93V95H242L243 97H245L247 94H249L248 91H249L250 89H251V91H252V85H253V83L256 84V85H262V84L264 83V56H263V57H259V56H260V55H259L260 53H259V54L257 53V52H258L257 50H259V48H258V44H259V43L256 41V38H258V37H260V36L262 35V34L260 35V33H261V32H260V29H261V28L257 30V28H258L257 26H258V25L256 26L257 28L255 27L257 33H256L253 29H252L253 31L250 30V32L252 31L250 34H253L254 37L256 36L255 39H254V41H252V40H250V37L248 38V35H247V34H248V31L245 30V26H244L243 28H242V27H238V26L240 25L241 22H240L239 20L237 21V17H236V21H237V22H240L238 26L232 24V23L234 22V19H235V18H233V19L231 20V21H233V22H232V23L230 22V24H229V21H228V24H229V25L227 24L228 26L226 27V23H225V22L227 21L228 16H225V17H224V20H223V19H220V20H222L221 23L224 21V22H223V25L226 27V28H225V27L223 26V27L225 28L224 30L222 29L223 27H220V25H219L220 23L215 24V26H213V27H216V26L219 25L220 29H222V30H220L219 27H218V29H219V30L222 32V34H223V39H222V41L224 40L223 42H225V43H227V44H225L226 46H225L224 44H221L220 46L224 45V47H220V48H217V49H216V48L214 47V46L216 45V44L214 43L216 40L214 41V39H217L218 36H219V35H218L219 30H218L217 28H216V29L218 30V33H215L214 30H213L212 32H210V33L208 34V35H209V36H208V39L205 38V39H206L205 42H202V41H200L201 38H202L201 36H206L205 33H206L207 31H208V32L210 31V30H208V29H210V27L207 29V27H206L207 25H205V23H202L203 25H202V24H199V23H200L201 21H203V20H201V21L198 23L199 25H197L194 21L192 22V21L188 20V19H187V15H185L186 17H185L184 20H181V18L183 17L182 14H183L184 12H183V13H182V12H179V13H181V14H177V15H180V17H179V18H174V19L172 20V18L170 19V17H168V16H170ZM172 11H173V10H172ZM177 11H178V10H177ZM186 11H187V10H186ZM192 11H193V10H192ZM248 11H250V10H247V13H248ZM77 12H78V10H77ZM92 12H93V11H92ZM92 12H91V14H92ZM97 12H96V13H97ZM99 12H100V11H99ZM111 12H112V10H111ZM157 12H159V10H158ZM228 12H227V13H228ZM238 12H239V11H238ZM45 13H46V12H45ZM63 13H64V12H63ZM78 13H80V12H78ZM82 13H83V12H82ZM104 13H105V12H104ZM104 13H102V14H104ZM112 13H113V12H112ZM127 13H128V12H127ZM136 13L139 14L138 11H136ZM143 13H144V12H143ZM174 13H175V12H174ZM242 13H244V12H242ZM245 13H246V12H245ZM250 13H251V12H250ZM260 13H261V12H260ZM61 14H62V13H61ZM114 14H115V13H114ZM120 14H119V15H120ZM122 14H121V15H122ZM149 14H150V13H149ZM195 14H196V13H195ZM205 14H206V13H205ZM205 14H203V15H205ZM231 14H230V16H231ZM37 15H38V14H36V16H37ZM66 15H67V14H66ZM77 15H78V14H77ZM82 15L84 16V14H82ZM111 15H112V14H111ZM135 15H136V14H135ZM167 15H168V16H167ZM212 15H213V16H212ZM224 15H222L221 17H223ZM228 15H229V14H228ZM240 15H241V14H240ZM259 15H260V14H259ZM95 16H96V15H95ZM95 16H94V17H95ZM100 16H101V15H99V18H97L96 21H97L98 19H101V18H102V17H100ZM146 16H147V15H146ZM149 16H148V17H149ZM181 16H182V17H181ZM208 16L205 18V19L207 20V21L205 20L206 23H208V21L210 20V18H209ZM30 17H31V16H30ZM56 17H57V16H56ZM58 17H59V16H58ZM77 17H78V16H77ZM97 17H98V16H97ZM107 17H108V16H107ZM107 17H106V18H107ZM114 17H115V16H114ZM137 17H138V15H137ZM137 17H136V18H137ZM232 17H233V16H232ZM234 17H235V16H234ZM253 17H254V16H253ZM27 18H28V17H27ZM39 18H40V17H39ZM65 18L67 19V17H65ZM65 18H64V19H65ZM74 18H75V17H74ZM74 18L72 17V18L67 19V20H70V21H71V19L73 20ZM82 18H85V17H82ZM117 18H118V17H116V19H117ZM126 18H127V17H125V19H126ZM188 18H189V17H188ZM197 18H198V17H197ZM31 19H32V18H31ZM42 19L44 20L45 18H41V20H42ZM46 19H48V17H47ZM46 19H45V21H47ZM57 19H58V18H57ZM57 19H56V20H57ZM62 19H63V18H62ZM90 19H93V18L90 17ZM102 19H103V18H102ZM102 19H101V20H102ZM107 19H109V18H107ZM129 19H130V18H129ZM192 19H193V17H192ZM192 19H191V20H192ZM203 19H204V18H203ZM214 19H215V18H214ZM238 19H239V18H238ZM253 19L255 20V18H253ZM35 20H36V19H35ZM43 20H42V22H43ZM48 20H49V19H48ZM60 20H61V18H60ZM60 20H59V21H60ZM67 20H66V21H67ZM74 20H75V19H74ZM74 20H73V21H74ZM76 20H77V19H76ZM76 20H75V22H76V23H79V21H76ZM103 20H104V19H103ZM103 20H102L101 22H103ZM179 20H180L181 22H180ZM194 20H195V19H194ZM211 20H210V21H211ZM254 20H253V21H254ZM261 20H262V19H261ZM6 21H7V20H6ZM6 21H5V22H6ZM109 21H110V23H111L112 20L110 19ZM113 21H114V23H115V20H113ZM134 21H137V19L134 18ZM138 21H139V20H138ZM138 21H137V22H138ZM176 21H179V22H176ZM195 21H196V20H195ZM212 21H215V20H212ZM3 22H4V21H3ZM49 22L51 23V22H53V20H50ZM62 22H65V21L63 20ZM68 22H69V21H68ZM92 22H93V21H92ZM99 22H100V20H99ZM107 22H108V21L106 20V23L104 24V22H103L102 24H103V25H106V24H107L106 26H108V23H107ZM116 22H117V21H116ZM137 22H136V23H137ZM143 22H142V23H143ZM196 22H197V21H196ZM237 22H234V23H237ZM0 23H2V22H0ZM28 23H29V22H28ZM31 23H32V21H31ZM34 23H35V22H34ZM70 23H71V22H70ZM84 23H85V22H84ZM96 23H97L96 25H98V21H97ZM121 23H122V22H120V24H121ZM128 23H129V22H128ZM138 23H139V22H138ZM138 23H137V24H138ZM224 23H225V24H224ZM246 23H247V22H246ZM3 24H5V23H2V25H3ZM6 24H7V22H6ZM29 24H30V23H29ZM43 24H44V23H43ZM47 24H49V23H47ZM64 24H65V23H64ZM71 24H72V23H71ZM73 24H74V23H73ZM80 24H82V21H81ZM129 24H130V23H129ZM129 24H128V25H129ZM261 24H263V22H262ZM110 25H111V24H110ZM112 25L114 26V28L117 26V25H114V24H112ZM130 25H131V24H130ZM135 25H136V24H135ZM135 25H134L132 28H135ZM138 25H139V24H138ZM138 25H136V26H138ZM140 25H141V23H140ZM140 25H139V26H140ZM241 25H242V24H241ZM241 25H240V26H241ZM244 25H245V24H244ZM255 25H256V24H255ZM25 26H26V25H25ZM37 26H38V25H37ZM50 26H51V25H50ZM50 26H48L47 28L51 30V27H50ZM72 26H73V25H72ZM75 26H78V24L75 25ZM79 26H80V25H79ZM82 26H83V25H82ZM82 26H80V27H82ZM93 26H94V24H93ZM141 26H142V28H143L144 25L142 24ZM141 26H140V27H141ZM209 26H210V25H209ZM242 26H243V25H242ZM259 26H260V25H259ZM261 26H262V25H261ZM21 27H24V26H21ZM49 27H50V28H49ZM80 27H79V28H80ZM84 27H85V26H84ZM111 27H112V26H111ZM174 27H175V28H174ZM205 27H206V28H205ZM213 27H211V28H213ZM0 28H1V27H0ZM4 28H5V27H4ZM11 28H12V27H11ZM39 28H40V27H39ZM39 28H38V29H39ZM43 28H44V27H43ZM69 28H70V27H69ZM72 28H73V27H72ZM74 28H75V27H74ZM74 28H73V29H74ZM76 28H77V27H76ZM76 28H75V29H76ZM87 28H88V27H87ZM87 28H85V29H87ZM100 28H102V27H100ZM103 28H105V26H104ZM103 28H102V29H103ZM108 28H109V26H108ZM127 28H128V27H126V29H127ZM129 28H130V27H129ZM136 28H137V27H136ZM203 28H204V30H203ZM1 29H2V28H1ZM52 29H53V28H52ZM65 29H66V28H65ZM67 29H68V28H67ZM67 29H66V30H67ZM95 29L98 30V28H96V27H95ZM122 29H123V28H122ZM214 29H215V28H214ZM216 29H215V30H216ZM263 29H264V28H263ZM263 29H261V30H263ZM30 30H32V29H30ZM41 30H42V29H41ZM41 30H39V31H41ZM43 30H44V29H43ZM50 30H49V31H50ZM54 30H55V29H54ZM66 30H65V31H66ZM71 30H72V29H71ZM71 30H70V31H71ZM77 30H78V29H77ZM77 30H75V31H76L75 33H78L79 30H78V31H77ZM80 30L83 31V28H82V29L80 28ZM90 30L93 31L94 29H90ZM100 30H101V29H100ZM100 30H99V31H100ZM106 30H107V29H106ZM111 30H112V29H111ZM118 30H119V29H118ZM18 31H19V30H18ZM21 31H22V30H21ZM46 31H47V30H46ZM82 31H81V32H82ZM95 31H96V30H95ZM95 31H93V32H95ZM101 31H102V30H101ZM119 31H121V29H120ZM119 31H118V32H119ZM176 31L179 33V29H177ZM181 31H182V30H181ZM34 32H35V31H34ZM59 32H60V31H59ZM72 32H73V30H72ZM72 32H71V33H72ZM84 32H85V31H84ZM88 32H89V30H88ZM90 32H91V31H90ZM96 32H97V31H96ZM104 32H105V31H104ZM106 32H107V31H106ZM106 32H105V33H106ZM109 32L111 33V31H109ZM121 32H122V31H121ZM125 32H126V31H125ZM128 32H129V31H128ZM135 32H136V31H135ZM183 32H184V31H183ZM183 32H182V33H183ZM187 32H186L185 34H187ZM201 32H202L203 34H201ZM221 32H220V33H221ZM234 32H236V35H235ZM262 32H263V31H262ZM0 33H1V31H0ZM28 33H29V31L26 32V33H24V34H22L27 40L30 38L29 34L31 35V32H30L29 34H28ZM48 33H49V32H48ZM69 33H70V32H69ZM102 33H103V31H102ZM115 33H116V32H115ZM139 33H140V30H139ZM141 33L143 34L144 32H141ZM182 33H181V36H182ZM16 34H17V33H16ZM63 34H64V33H63ZM72 34H73V33H72ZM92 34H93V33H92ZM106 34H107V33H106ZM111 34H114V33H111ZM117 34H118V33H117ZM117 34H116V35H117ZM119 34H120V33H119ZM123 34H125L124 36H125L126 38L128 37V36H126V35H128V34H130L129 36H132L131 33H128V34H127V33H124V32H123ZM123 34H122V36H123ZM132 34H133V33H132ZM185 34H184V36H185ZM199 34H200V35H199ZM216 34H217L218 36H217ZM250 34H249V35H250ZM0 35H1V34H0ZM50 35H51V34H50ZM50 35H49V36H50ZM61 35H62V34H61ZM64 35H65V34H64ZM64 35H63V36H64ZM74 35H75V34H74ZM94 35L96 36V34H94ZM94 35H93V36H94ZM100 35H101V34H100ZM145 35H146V34H145ZM148 35H149V34H148ZM152 35H153V33H152ZM162 35H163V33H162ZM175 35L177 36L176 33H175ZM175 35H174V36H175ZM191 35H192V34H191ZM213 35H216L217 38L215 37L214 39H210L211 37H214ZM258 35H259V36H258ZM15 36H16V35H15ZM15 36H14V37H15ZM17 36H18V35H17ZM17 36H16V37H17ZM23 36H22V37H23ZM69 36H70V34H69ZM95 36H94V37H95ZM97 36H98V35H97ZM102 36H103V35H102ZM111 36H112V35H111ZM122 36H121V38H122ZM124 36H123V37H124ZM158 36L160 37V35H158ZM179 36H180V35H179ZM220 36H221V35H220ZM22 37L18 38V39H19V42H21L20 39L22 40ZM54 37H56V36H54ZM65 37H66V36H65ZM72 37H73V35H72ZM74 37H75V36H74ZM74 37H73V38H74ZM77 37H78V36H77ZM100 37H101V36H100ZM113 37H114V35H113ZM137 37H138V36H137ZM137 37H136V35L133 36V38H132V42H134L133 44H135V41L138 39ZM141 37H142V36H141ZM152 37H154V36H152ZM152 37H151V38H152ZM162 37H163V36H162ZM206 37H207V36H206ZM9 38H10V37H9ZM52 38H53V34H52ZM52 38H50V39H52ZM110 38H112V37H110ZM143 38H144V37H143ZM157 38H158V37H157ZM179 38H180V37H179ZM199 38H200V39H199ZM219 38L221 39L222 37H219ZM260 38H261V37H260ZM262 38H263V37H262ZM35 39H36V38H35ZM35 39H34V40H35ZM46 39H47V38H46ZM59 39H60V38H59ZM66 39H67V38H66ZM66 39H65V40H66ZM68 39H69V38H68ZM94 39H96V37H95ZM115 39H116V37H115ZM115 39H114V40H115ZM122 39H123V38H122ZM122 39H121V41H122ZM140 39H141V41L143 40L142 38H140ZM146 39H147V38H146ZM186 39H187V38H186ZM251 39H252V37H251ZM258 39H259V38H258ZM263 39H264V38H263ZM24 40H25V39H24ZM27 40H26V41H27ZM53 40H54V39H53ZM71 40H72V39H71ZM73 40H75V39H73ZM98 40H99V39H98ZM108 40H109V38H108ZM119 40H120V39H119ZM119 40H118V41H119ZM126 40H127V42H128L129 39H126ZM157 40H158V39H157ZM180 40H183V39L181 38ZM184 40H185V38H184ZM198 40L195 39L194 41L197 42ZM259 40L263 41L262 39H259ZM32 41H33V40H32ZM57 41H58V40H57ZM90 41H91V40H89V42H90ZM101 41L103 42L104 40H101ZM111 41H112V39H111ZM121 41H119V42H121ZM141 41H140V42H141ZM144 41H145V39H144ZM144 41L141 42V43L145 44ZM150 41H152V40H150ZM186 41H188V39H187ZM186 41H185V43H186ZM16 42L18 43V41H16ZM22 42H23V41H22ZM22 42H21V43H22ZM27 42H28V41H27ZM40 42H41V41H40ZM43 42H44V41H43ZM54 42H55V41H54ZM66 42H67V41H66ZM107 42H108V41H106V44H107ZM109 42H110V40H109ZM109 42H108V43H109ZM112 42L114 43V41H112ZM112 42H110V43L113 44ZM115 42H116V40H115ZM138 42H139V41H138ZM155 42H156V41H155ZM160 42H161L160 44H162V40H161ZM167 42H166V45H167ZM182 42H183V41H182ZM191 42H192V41H191ZM223 42H222V43H223ZM17 43H16V44H17ZM34 43H35V42H34ZM70 43H71V41L69 42V45H70ZM99 43H100V40H99ZM104 43H105V42H104ZM117 43H118V42H117ZM123 43H124V42H123ZM130 43H131V40H130ZM136 43H137V42H136ZM141 43H140V44H141ZM169 43H168V44H169ZM175 43H176V42H175ZM178 43H179V42H178ZM183 43H184V42H183ZM217 43H219V42H217ZM257 43H258V44H257ZM18 44H19V43H18ZM22 44H23V43H22ZM26 44H27V43H26ZM32 44H33V43H32ZM44 44H47V43H44ZM53 44H55V43H53ZM67 44H68V43H67ZM67 44H66V46H67ZM86 44H87V43H86ZM91 44H92V43H91ZM100 44H101V43H100ZM115 44H116V43H115ZM115 44H114V45H115ZM146 44H147V41H146ZM172 44H173V43H172ZM172 44H171V45H172ZM180 44H181V42H180ZM192 44H194V43H192ZM213 44H214V45H213ZM260 44H261V42H260ZM33 45H34V44H33ZM62 45H63V44H62ZM62 45H61V46H62ZM148 45H149V44H148ZM150 45H151V44H150ZM158 45H159V44H158ZM163 45H164V43H163ZM201 45H203V47H202ZM27 46H29V45H27ZM30 46H32V45H30ZM45 46H46V45H44V47H45ZM61 46H60V47H61ZM66 46H65V47H66ZM71 46H73V42L71 43ZM95 46H96V44H94V48H96ZM98 46H99V45H98ZM107 46H108V44L106 45V47L102 44L101 47H102V48H107ZM115 46H116V45H115ZM133 46H134V45H133ZM151 46H152V45H151ZM155 46H156V44H155ZM174 46H175V45H174ZM174 46H173V47H174ZM177 46L179 47V45H177ZM177 46H176V47H177ZM180 46H181V45H180ZM199 46H200V48H199ZM262 46H263V45H262ZM262 46H261V47H262ZM8 47H9V46H8ZM38 47H39V46H38ZM42 47H43V45H42ZM58 47H59V46H58ZM60 47H59V49H60ZM63 47H64V46H63ZM63 47H62V48H63ZM73 47H74V46H73ZM118 47L120 48V46L117 45L116 48H118ZM137 47L139 48L138 45L136 46V48H137ZM142 47H143V46H142ZM142 47L140 46V48H142ZM146 47H147V46H146ZM146 47L143 49V51H148L147 55H148V54H152V55H151V56H152V60H153L154 58H156V56H157L156 53H157L159 50L163 49V47L160 48V49L158 48L159 50L157 49L158 51H157V52H154V51H156V50H154V49H148V47H147V48H146ZM153 47H154V46H153ZM159 47H160V45H159ZM165 47H166V46H165ZM168 47H169V46H168ZM173 47H172V48H173ZM178 47H177V48H178ZM11 48H12V47H11ZM15 48H16V47H15ZM26 48H27V47H26ZM31 48H32V47H31ZM45 48H46V47H45ZM62 48L60 49V52L63 50ZM66 48H67V47H66ZM77 48H78V47H77ZM97 48H98V47H97ZM119 48H118V49H119ZM130 48H133V47L130 46ZM130 48H129V49H130ZM136 48H134V49H136ZM138 48H137L136 50H138ZM140 48H139V49H140ZM170 48H171V47H170ZM170 48H169V49H170ZM234 48L232 47V49H234ZM9 49H10V47H9ZM40 49H41V51H42V48H40ZM64 49H65V48H64ZM72 49H73V48H72ZM98 49H99V48H98ZM123 49H124V48H123ZM123 49H121V51H122ZM129 49L126 50V51H129ZM183 49H182V50H183ZM232 49H231V50H232ZM35 50H36V49H35ZM44 50H45V49H44ZM119 50H120V49H119ZM171 50L174 51V49H171ZM182 50H181V51H182ZM241 50H242V51H241ZM4 51H5V50H4ZM39 51H40V50H38V53H39ZM54 51H55V50H54ZM67 51H68V50H65V51H62L61 53L64 54V53H66ZM71 51H72V50H71ZM71 51H69V52H71ZM74 51H75V50H74ZM97 51H98V50H97ZM126 51H125V52H126ZM164 51H165V50H164ZM164 51H161V52L163 53ZM168 51H169V50H168ZM176 51H177V50H175V52H176ZM196 51H197V50H196ZM198 51H199V50H198ZM204 51H203V52H204ZM225 51H226V52H225ZM240 51H241V52H240ZM20 52H21V51H20ZM43 52H44V51H43ZM43 52H42V53H43ZM77 52H78V50H77ZM95 52H96V51H95ZM135 52H136V51H135ZM169 52H170V51H169ZM183 52H182V53L180 52V54H184ZM40 53H41V52H40ZM42 53H41V54H42ZM57 53H58V52H57ZM75 53H76V51H75ZM75 53H74V52L71 53V54H72L71 57H70V55H69L68 58L70 57L71 59H74V61H75V60H76L75 57H74ZM123 53H124V51H123ZM129 53H130V56H132L131 51H130ZM132 53H134V51H133ZM144 53H145V52H144ZM144 53H143V55H144ZM192 53H193V54H192ZM195 53H196V52H195ZM244 53H245V54L248 53V55H249V58H248V59H245L246 56H245V58H244V55H245ZM262 53H264V52H262ZM262 53H261V55H262ZM34 54H35V53H34ZM41 54H40V57H42V55H43V54H42V55H41ZM55 54H56V53H55ZM76 54H78V53H76ZM126 54H128V53H126ZM139 54H140V53H139ZM159 54H160V52H159ZM165 54H166V53H165ZM176 54H177V53H176ZM226 54H227V55H226ZM59 55H60V54H59ZM65 55H66V54H65ZM65 55H64V56H65ZM84 55H85V54H84ZM169 55H170V58H169V57H166V58H167V59L169 58V59L171 60V54H169ZM173 55H174V53H173ZM173 55H172V57H173ZM34 56H35V55H34ZM37 56H38V54H37ZM37 56H36V58H37ZM43 56H44V55H43ZM64 56H63V57H64ZM76 56H77V55H76ZM79 56H81V55L79 54ZM100 56H101V55H100ZM110 56H111V55H110ZM137 56H138V55H137ZM148 56H150V55H148ZM160 56H161V55H160ZM163 56H164V55H163ZM166 56H167V54H166ZM175 56H177V57H175ZM175 56H174V57H175V59H176V58H178V56H180V55L178 54V55H175ZM182 56H183V55H182ZM206 56H207V54H206ZM208 56H207V58H208ZM219 56H218V57H219ZM30 57H31V56H30ZM60 57H61V56H60ZM82 57H84V56H82ZM128 57H129V56H128ZM185 57H186V56H185ZM185 57H184V58H185ZM210 57H211V56H210ZM247 57H248V56H247ZM5 58H7V57H5ZM38 58H39V57H38ZM38 58H37V59H38ZM42 58H43V57H42ZM45 58H46V57H45ZM78 58H79V57H78ZM157 58H158V60H159V56H158ZM164 58H165V57H164ZM166 58H165V59H166ZM180 58H181V57H180ZM180 58H179L177 61H179ZM221 58H219V59H221ZM230 58H231V57H230ZM34 59H35V58H34ZM39 59H41V58H39ZM62 59H64V58H62ZM83 59H84V58H83ZM86 59H87V58H86ZM126 59H127V58H125V60H126ZM141 59H142V58H141ZM143 59L145 60V55H144ZM165 59H163V60H164L165 62H168V61H166L167 59H166V60H165ZM211 59H212V58H211ZM217 59H218V58H217ZM4 60H5V59H4ZM6 60H7V59H6ZM59 60H61V59H59ZM67 60H68V59H67ZM78 60H79V59H78ZM101 60H102V59H101ZM103 60H104V59H103ZM105 60H107V59H105ZM108 60H109V59H108ZM137 60H138V58H137ZM146 60H148V59H146ZM163 60H162V61H163ZM172 60H173V58H172ZM187 60H188V59H187ZM208 60H209V59H208ZM212 60H213V59H212ZM222 60H220V61H222ZM229 60H230V59H229ZM231 60H230V61H231ZM9 61H10V59H9ZM29 61H30V60H29ZM41 61H42V60H41ZM43 61H45V60H43ZM69 61H70V59H69ZM69 61H68L67 63H70V62H71V61H70V62H69ZM79 61H80V60H79ZM84 61H85V60H84ZM99 61H100V60H99ZM127 61H128V59H127ZM154 61H155V60H154ZM164 61H163V62H164ZM12 62H13V61H11V63H12ZM30 62H31V61H30ZM39 62H40V61H39ZM76 62H77V60H76ZM120 62H121V61H120ZM123 62H124V61H123ZM141 62H142V61H141ZM181 62H182V61H181ZM226 62H227V61H226ZM226 62H225V63H226ZM44 63H46V62H44ZM65 63H66V62H65ZM65 63H64V64H65ZM77 63H78V62H77ZM125 63H126V61H125L123 64H125ZM138 63H139V62H138ZM154 63H155V62H154ZM160 63H162V62H160ZM187 63H188V62H187ZM199 63H200V62H199ZM205 63H206V62H205ZM215 63H216V61H215ZM1 64H2V63H1ZM1 64H0V65H1ZM29 64H30V63H29ZM34 64H35V63H34ZM41 64H42V63H41ZM70 64H72V63H70ZM87 64H88V63H87ZM87 64H86V65H87ZM99 64H101V62H100ZM126 64H127V63H126ZM167 64L169 65L168 67H170L171 64H170V63H167ZM176 64H177V63H176ZM189 64H190V63H189ZM203 64H204V61H203ZM208 64H210V62H209ZM12 65H13V64H11V66H12ZM67 65H68V64H67ZM67 65H66V66H67ZM74 65H76V63H75ZM79 65H80V63H79ZM105 65H106V64H105ZM121 65H122V64H121ZM146 65H147V64H146ZM146 65H144V66H145L144 69H145L146 67L149 66V65H148V66H146ZM152 65H154V64H152ZM159 65H160V64H159ZM163 65L165 66L166 64H163ZM223 65H224V64H223ZM225 65H226V64H225ZM1 66H2V65H1ZM14 66H15V62H14ZM66 66H64V67H66ZM70 66H71V65H70ZM100 66H101V65H100ZM200 66H201V65H200ZM2 67H3V66H2ZM2 67H0V68H2ZM12 67H13V66H12ZM23 67H24V66H23ZM55 67H57V66L55 65ZM79 67H80V66H79ZM79 67H78V69H79ZM83 67H84V66H83ZM83 67H82V68H83ZM108 67H109V66H108ZM140 67H141V65H140ZM142 67H143V64H142ZM168 67H166V68H168ZM206 67H207V65L205 66V69H206ZM214 67H215V66H214ZM218 67H219V65H218ZM238 67H239V68H238ZM3 68H5V67H3ZM3 68H2V69H3ZM8 68H9V67L6 68L7 70L5 69V70H6V71H5L6 73L4 72L5 74H7L8 70H10V69H8ZM25 68H26V66H25ZM30 68H31V67H30ZM67 68H68V67H67ZM72 68H73V65H72ZM75 68H77V67H75ZM82 68H81V69H82ZM91 68H92V67H91ZM113 68H115V67H113ZM135 68H136V67H135ZM149 68H150V67H149ZM160 68H161V67H160ZM166 68H165V70H166ZM198 68H199V67H198ZM2 69H0V70H2ZM70 69H71V67H70ZM70 69H69V70H70ZM98 69H99V68H98ZM108 69H110V68H108ZM140 69H141V68H140ZM144 69H142L141 71L145 72ZM150 69H151V68H150ZM152 69H153V67H152ZM152 69H151V70H152ZM171 69H172V68H171ZM192 69H193V68H192ZM199 69H200V68H199ZM205 69H204V70H205ZM251 69H254V70L256 69L255 71L259 70L260 72L257 74L254 70H251ZM82 70H84V69H82ZM82 70H80V71H82ZM90 70H91V69H90ZM113 70H114V69H113ZM151 70H150V71H151ZM162 70H163V69H162ZM188 70H189V69H188ZM214 70H215V68H214ZM2 71H4V70H2ZM19 71H20V70H19ZM75 71H77L78 73H77V72H74V73H75L74 76H75L76 74H77V75H79V74L82 75V73H84V72H81V73H80L77 69H76ZM84 71H85V70H84ZM107 71H108V70H107ZM107 71H106V72H107ZM109 71H110V70H109ZM137 71H139V68H138V70H137V69L135 70L134 74H135ZM160 71H161V70H160ZM166 71H167V70H166ZM201 71H202V70H201ZM216 71H217V69H216ZM222 71H224V70H222ZM228 71H229V72H232V74H233V71L227 70V72H228ZM238 71H237V72H238ZM86 72H87V71H86ZM111 72H112V71H111ZM111 72H108V73L110 74ZM113 72H114V71H113ZM132 72H133V71H132ZM132 72H131V73H132ZM163 72H164V70H163ZM208 72H210V71H208ZM227 72H226L225 74H227ZM229 72H228V73H229ZM9 73H10V72H9ZM13 73L15 74V76L18 74V75L16 76L17 78H18V76H19V78H20L21 76L25 77V76H24V73H23L22 71H20V72L17 71V72H16V69H15V70L13 71ZM13 73H12V75H10V76H13ZM48 73H49V72H48ZM51 73H52V72H51ZM72 73H73V72H72ZM72 73H71V74H72ZM87 73H88V72H87ZM131 73H130V74H131ZM137 73H139V72H137ZM149 73H151V72H149ZM202 73H203V75H204L205 71H204V72L202 71ZM222 73H223V74L221 75V71H220V74H217V75H218V77L220 76V77L224 78L223 80L220 79V77H219V79L216 78V77H214V78H216V79H214V78L212 77V78H213L212 81H215V82H213V83H214L215 85L218 84V87H219L220 85H221L222 87H223V86L227 87V83H230V82L226 81V80H227L226 78H228V75H225L224 72H222ZM235 73H236V72H235ZM45 74H46V73H45ZM52 74H53V73H52ZM58 74H59V71H58ZM61 74H62V73H61ZM61 74H60V75H61ZM66 74H67V73H66ZM71 74H70V78L67 77V78H69L70 80H71V76H72ZM111 74H112V73H111ZM111 74H110V75H111ZM140 74H141V72H140ZM140 74H138V75H140ZM145 74H146V73H145ZM147 74H148V73H147ZM229 74H230V73H229ZM232 74H230V75L232 76ZM0 75H1V77H3L2 75H4V74L0 73ZM7 75H8V74H7ZM27 75H28V74H27ZM55 75H56V74H55ZM86 75H88V74H86ZM115 75H117V74L115 73ZM115 75H114V73H113V75H111L110 79L112 78V76H115ZM128 75H129V74H128ZM138 75H137V76H138ZM214 75H215V73H214ZM217 75H216V76H217ZM230 75H229V76H230ZM240 75H241V74H240ZM242 75L240 76V79H242V78H241V77H243ZM4 76H5V75H4ZM46 76H47V75H46ZM51 76H53V75H51ZM104 76H107V75H104ZM117 76H118V75H117ZM130 76H131V75H130ZM132 76H133V75H132ZM144 76H145V75H144ZM152 76H153V73H152ZM190 76H191V75H190ZM205 76H207V73H205ZM8 77H9V76H7V78H8ZM56 77H57V76H56ZM56 77H53V78L56 79ZM81 77L83 78V76H81ZM84 77H85V76H84ZM86 77H87V76H86ZM118 77H119V76H118ZM207 77H209V75H208ZM235 77H236V76H235ZM9 78H10V77H9ZM45 78H46V77H45ZM53 78H51V79H53ZM57 78H58V77H57ZM72 78H73V76H72ZM101 78H102V77H101ZM103 78H104V77H103ZM105 78H108V77H105ZM115 78H116V77H115ZM121 78H122V77H121ZM129 78H130V77H129ZM138 78H140V77H138ZM203 78H204V77H203ZM212 78H210V80H211ZM229 78H231V77H229ZM233 78H234V77H233ZM233 78H231V79H233ZM3 79H4V77H3ZM12 79H13V77H12ZM14 79H15V78H14ZM14 79H13L12 81L15 82L16 80H14ZM20 79H21V78H20ZM22 79H23V78H22ZM22 79H21V81H22ZM25 79H26V78H25ZM25 79H23V80H25ZM55 79H54L53 81H56ZM79 79L81 80V78H79ZM79 79L77 78V80H79ZM84 79H85V78H84ZM110 79H109V80H110ZM112 79H114V78H112ZM127 79H128V77H127ZM135 79H137V78H135ZM135 79H134V81H135ZM142 79H143V78H142ZM142 79H141V80H142ZM147 79L149 80V77H147ZM187 79H188V78H187ZM225 79H226V80H225ZM235 79H236V78H235ZM238 79H239V78H238ZM7 80H8V79H7ZM10 80H11V79H10ZM26 80H27V79H26ZM67 80H68V79H67ZM99 80H100V79H99ZM102 80H103V79H102ZM114 80H115V79H114ZM114 80H113V81H114ZM129 80H130V79H129ZM148 80H147V81H148ZM224 80H225L226 82H223ZM228 80L231 81L230 79H228ZM0 81H1V80H0ZM73 81H74V80H73ZM75 81H76V80H75ZM100 81H101V80H100ZM105 81H106V79H105ZM105 81H104V82H105ZM107 81H108V79H107ZM134 81H133V83H135ZM142 81H143V80H142ZM180 81H181V80H180ZM204 81H205V80H204ZM238 81L240 82V80H238ZM10 82H11V81H10ZM34 82H35V81H34ZM34 82H33V83H34ZM59 82H60V80H59ZM59 82H58V83H59ZM98 82H99V81H98ZM110 82H111V81H110ZM122 82H123V81H122ZM122 82H121V83H122ZM139 82H141V81H139ZM144 82H145V81H144ZM149 82H151V81L149 80ZM149 82H148V83H149ZM209 82H210V81H209ZM209 82H208V83H209ZM232 82H233V81H231V83H232ZM234 82H235V81H234ZM239 82H238V84H239ZM248 82H249V83L252 82V83L249 84ZM8 83H9V82H8ZM8 83H7V84H8ZM22 83H24V81H23ZM48 83H49V82H48ZM56 83H57V82H56ZM58 83H57V84H58ZM77 83H80V81H78ZM77 83H75V85H76ZM83 83H84V82H83ZM101 83H102V82H101ZM108 83H109V82H108ZM113 83H114V82H113ZM117 83H118V82H117ZM145 83H146V82H145ZM247 83H248V85H247ZM7 84H6V85H7ZM19 84L21 85V83H19ZM50 84H51V83H50ZM54 84H55V83H54ZM63 84H64V83H63ZM68 84H69V83H68ZM72 84H73V83H72ZM109 84H110V83H109ZM142 84H143V83H142ZM142 84H141V85H142ZM151 84H152V82H151ZM233 84H234V83H233ZM6 85H5V83H4V86H6ZM16 85H18V83H17ZM60 85H61V84H60ZM60 85L58 84L59 88H60ZM70 85H71V84H70ZM77 85H78V84H77ZM77 85H76V86H77ZM103 85H105V84H103ZM130 85H131V84H129V86H130ZM136 85H137V82H136ZM136 85H134V86H136ZM139 85H140V83H139ZM234 85H235V84H234ZM240 85H241V84H240ZM11 86H12V84H11ZM13 86H14V85H13ZM22 86H23V85H22ZM27 86H28V85H27ZM35 86H37V82H36ZM52 86H53V85H51V87H52ZM63 86H64V85H63ZM73 86H74V85H73ZM107 86H108V85H107ZM124 86H125V85H124ZM134 86H133V88L129 87V90H131V89L134 90V89H135ZM150 86H151V85H150ZM181 86H182V85H181ZM211 86H212V85H211ZM23 87H24V86H23ZM23 87H22V88H23ZM47 87H48V86H47ZM71 87H72V86H71ZM79 87H80V85H79ZM104 87L106 88V86H104ZM110 87H112V85H111ZM127 87H128V86H127ZM214 87H215V86H214ZM218 87L216 86V88H218ZM222 87H219V88L222 89ZM230 87H231V86H230ZM10 88H11V87H10ZM10 88H9V89H10ZM13 88H15V87H13ZM13 88H11V89L13 90ZM20 88H21V87H20ZM26 88H28V87H26ZM113 88H114V87H113ZM119 88H120V87H119ZM145 88H146V85H145ZM147 88H148V87H147ZM209 88H210V87H209ZM219 88H218V89H219ZM227 88H228V87H227ZM255 88H256V86H255ZM1 89H2V88H1ZM1 89H0V90H1ZM37 89H38V87H37ZM78 89H79V88H78ZM81 89H82V87H81ZM111 89H112V88H111ZM111 89H110V91H111ZM122 89H123V87H122ZM125 89H126V88H125ZM139 89H141V88H138V90H139ZM211 89H212V88H211ZM218 89H217V90H218ZM223 89H224V88H223ZM257 89H258V88H257ZM2 90H3V89H2ZM19 90H20V89H19ZM21 90H22V89H21ZM43 90H44V89H43ZM43 90H42V91H43ZM46 90H47V89H46ZM57 90H58V89H57ZM64 90H66V89H64ZM73 90H74V89H73ZM82 90L84 91V89H82ZM85 90H86V89H85ZM105 90H106V89H105ZM114 90H116V89H114ZM114 90H113V91H114ZM133 90H132V92H133ZM212 90H213V89H212ZM242 90H246V91H247V93L245 92L246 95H244V92H243ZM13 91H14V90H13ZM33 91H36V88H34V89L32 90V92H33ZM58 91H59V90H58ZM62 91H63V89H62ZM62 91H61V93H62ZM67 91H68V90H66V92H67ZM74 91H75V90H74ZM106 91H107V90H106ZM135 91H136V90H135ZM139 91H141V90H139ZM147 91H148V89H147ZM147 91H145V93H146ZM190 91H191V90H190ZM219 91H220V89H219ZM221 91H222V90H221ZM221 91H220V92H221ZM254 91H255V90H254ZM254 91H253V92H254ZM1 92L4 93V91H1ZM11 92H12V91H11ZM20 92H21V91H20ZM92 92H93V91H92ZM108 92H109V91H108ZM111 92H112V91H111ZM132 92H131V93H132ZM187 92H188V91H187ZM256 92H259V93L262 92V93H264V87L260 88L259 91L256 90ZM23 93H24V92H23ZM59 93H60V92H59ZM64 93H65V92H64ZM85 93H87V92H85ZM85 93H84V95L86 96L87 94H85ZM121 93H123V91H122ZM127 93H128V91H127ZM133 93H134V92H133ZM141 93H143V92H141ZM147 93H148V92H147ZM147 93H146V94H147ZM262 93H261V95H262ZM16 94H18V93L16 92ZM19 94H22V93H19ZM44 94H45V92H44ZM52 94H53V93H52ZM52 94L50 95V97L54 96V95L56 94V92H55L54 95H52ZM78 94H79V93H78ZM80 94H83V93H81V91H80ZM89 94H91V92H90ZM125 94H126V92H125ZM148 94H149V93H148ZM191 94H192V92H191ZM24 95H25V94H24ZM65 95H66V94H65ZM65 95H62V96H65ZM67 95L70 96V93H69V94L67 93ZM84 95H82V96H84ZM91 95H92V94H91ZM93 95H94V94H93ZM95 95H96V94H95ZM117 95H118V94H117ZM122 95H123V94H122ZM239 95H240V94H239ZM258 95L260 96V94H257V96H258ZM40 96H41V95H40ZM42 96H43V95H42ZM56 96H57V95H56ZM69 96H68V97H69ZM111 96H113L112 93H111ZM114 96L116 97V93H115ZM139 96H140V95H139ZM145 96H146V95H145ZM192 96H193V95H192ZM217 96H218V95H217ZM220 96H221V95H220ZM255 96H256V94H255ZM257 96H256V97H257ZM18 97H19V96H18ZM20 97H21V96H20ZM20 97H19V98H20ZM50 97H48V98H50ZM76 97H77V96H76ZM80 97H81V96H80ZM89 97H90V96H89ZM93 97H96L95 100H96V101H99V100L97 99V96H92V98H93ZM98 97H99V96H98ZM100 97H101V96H100ZM106 97H107V96H106ZM120 97H121V96H120ZM143 97H144V96H143ZM253 97H254V96H253ZM261 97H262V99H264V94H263ZM28 98H29V97H28ZM37 98H38V97H37ZM54 98H55V97H54ZM58 98H59V97H58ZM81 98H82V97H81ZM92 98H91V99H92ZM217 98H219V97H217ZM217 98H216V99H217ZM246 98H248V97L246 96ZM51 99H52V98H51ZM62 99H63V98H61V100H62ZM64 99H65V98H64ZM67 99H68V98H67ZM84 99H86V97H85ZM88 99H89V98H88ZM100 99H101V98H100ZM144 99H145V98H144ZM222 99H221V100H222ZM41 100H42V99H41ZM45 100H46V99H45ZM48 100H49V99H48ZM56 100H57V99H56ZM68 100H69V99H68ZM71 100H73V98H72ZM92 100H93V99H92ZM101 100H102V99H101ZM115 100H116V99H115ZM123 100H124V99H123ZM203 100H204V99H203ZM221 100H220V99H219V100H215V99H213V98H209V99L206 98V99H205V103H204L203 106H205V107H206V106H207V107H208V106H211V107L216 108V110H217L218 107L220 108L219 105H220L221 103H222V105H223V101H221ZM236 100H237V99H236ZM46 101H47V100H46ZM52 101H53V99H52ZM62 101H63V100H62ZM85 101H86V100H85ZM85 101H83V102H84V103H87V102H85ZM116 101H117V100H116ZM127 101H129V100H127ZM135 101H136V100H135ZM137 101H138V98H137ZM43 102H44V101H43ZM49 102L51 103V100H50ZM55 102H56V101H55ZM55 102H54V103H55ZM60 102H61V101H60ZM63 102H64V101H63ZM68 102L70 103V100H69ZM81 102H82V100H81ZM102 102H103V101H102ZM112 102L114 103V101H112ZM182 102H183V101H182ZM200 102H201V101H200ZM44 103H45V102H44ZM54 103H53V104H54ZM69 103L67 104V106L70 105ZM84 103H83V104H84ZM105 103H106V102H105ZM126 103H127V102H126ZM196 103L198 104V101H197ZM196 103H193V104H192V107L190 108V112L188 111V112H189V116L191 115L190 119H189V118L187 119V117H185V116H183V117L179 116V117L181 118V119L178 120V124H179V126L186 125V129L184 130V133H181V134H183V135H180V134H179V136L181 137V138H180V139H181V141H180L181 143H180L178 146H180V145L184 142V140L187 138V136H185V135L189 133V128H190V126H191L194 122H196V124H198V127H201L200 130H201V129L203 130V128L211 129V128H213V126H215L216 124H218V122L223 121V120H214V121L211 120L208 116H206L207 114H206V115H205V114H202L200 109H199V111H198V109L196 108V105H197ZM258 103H259V102H258ZM262 103H263V102H262ZM40 104H42L41 101H40ZM46 104H49V103H46ZM63 104H64V103H63ZM65 104H66V103H65ZM89 104H91V102H90ZM89 104H88V105H89ZM98 104H99V103H98ZM115 104H116V103H115ZM146 104H147V103H146ZM195 104H196V105H195ZM200 104H201V103H200ZM239 104H240V103H239ZM239 104H236V105H239ZM245 104H246V103H245ZM247 104H248V103H247ZM38 105H39V103H38ZM55 105H56V104H55ZM58 105L60 106V103H58ZM85 105H86V104H85ZM91 105H92V104H91ZM101 105H102V104H101ZM101 105H100V107H102ZM108 105H109V104H108ZM111 105H112V104H111ZM139 105H141V104H139ZM142 105H143V104H142ZM201 105H202V104H201ZM201 105H200V106H201ZM10 106H11V105H10ZM62 106H63V105H62ZM65 106H66V105H65ZM67 106H66V107H67ZM82 106H83V105H82ZM103 106H104V103H103ZM118 106H119V105H118ZM123 106H124V105H123ZM136 106H137V104H136ZM144 106H146V105H144ZM164 106H165V105H164ZM173 106H174V105H173ZM175 106H176V105H175ZM175 106L172 107V105H171V106H170L171 109H169V107H168V110L166 109L167 111H166L165 108H164L163 111L160 110L161 112H159V113H160V114H165V116H167V117H168V116H169V117L172 116L173 118H175L174 116H178L177 113L179 112L178 110H177L178 112L175 111V110H176V107H178V106H176V107H175ZM244 106H245V105H244ZM259 106H261V105H259ZM262 106H263V105H262ZM262 106H261V107H262ZM52 107H53L54 110L56 109V108H54V105H52ZM68 107H69V106H68ZM80 107H81V106H80ZM86 107H87V106H86ZM98 107H99V106H98ZM109 107H110V106H109ZM120 107H121V105H120ZM138 107H139V106H138ZM146 107H148V104H147ZM198 107H199V106H198ZM232 107H233V109L230 110ZM239 107H242V108H243V106H239ZM248 107H249V106L247 105L246 108H248ZM36 108H38V107H36ZM36 108L34 107V109H36ZM50 108H51V107H50ZM63 108H65V107H63ZM84 108H85V107L83 106L82 109H83V110H86V109H84ZM92 108H93V106H92ZM95 108L97 109V106H95ZM116 108H117V106H116ZM143 108H144V107H143ZM160 108H161V107H160ZM200 108H201V107H200ZM222 108H221V110H222ZM256 108H257V107H256ZM1 109H2V108H1ZM42 109H43V108H42ZM44 109H45V108H44ZM44 109H43V110H44ZM47 109H48V106H47V108H46L45 110H47ZM53 109H51V110H53ZM70 109H71V108H70ZM82 109H81V110H82ZM93 109H94V108H93ZM99 109H100V108H99ZM114 109H115V108H114ZM117 109H119V107H118ZM122 109H124V107H123ZM122 109H119V110L121 111ZM145 109H146V108H145ZM148 109H150V107H149ZM151 109H153V108H151ZM178 109H180V108H178ZM202 109H203V108H202ZM249 109H251V108H249ZM4 110H5V109H4ZM9 110H10V109H9ZM17 110H18V109H17ZM30 110H31V109H30ZM45 110H44V111H45ZM57 110H58V109H57ZM57 110H55L54 113H51V114L49 115V117H51V116L57 117V118H56V121L58 120V117H59V115H60V114H59V115L57 114V112H56ZM65 110H67V108H66ZM65 110H61L62 113H63ZM90 110H91V109H90ZM124 110H127V109H124ZM146 110H147V109H146ZM156 110H157V109H156ZM219 110H220V109H219ZM221 110H220V111H221ZM233 110H234V111H233ZM240 110H241V109H240ZM246 110H247V109H246ZM18 111H19V110H18ZM39 111H40V110H39ZM48 111H50V109H49ZM73 111H74V110H73ZM86 111H87V110H86ZM94 111H96V110H94ZM97 111H98V109H97ZM127 111H128V110H127ZM149 111H150V113H151L152 115H157V114H156V111H154V110H149ZM149 111L147 110V112H149ZM237 111H238V110H237ZM237 111H236V112H237ZM247 111H248V110H247ZM257 111H259V110H257ZM7 112H8V111H7ZM50 112H52V111H50ZM68 112H69V111H68ZM68 112H67V113H68ZM79 112H80V111H79ZM82 112H83V111H82ZM88 112L90 113V111H88ZM92 112H93V111H92ZM101 112H102V111H101ZM111 112H112V110H111ZM113 112H116V111H113ZM128 112H129V111H128ZM131 112H132V111H131ZM131 112H130V113H131ZM147 112H146V113H147ZM173 112L176 113V115L173 116V115H172ZM221 112H222V111H221ZM236 112H235V113H236ZM250 112H251V110H250ZM253 112H254V110L252 111V113H253ZM16 113H17V111H16ZM27 113H28V112H27ZM38 113H39V112H38ZM40 113H41V112H40ZM62 113H61V115H62ZM64 113H66V112H64ZM70 113H71V112H69L68 114L70 115ZM93 113H95V112H93ZM119 113H121V112H119ZM122 113H124V112H122ZM150 113H149V114H150ZM166 113H167V114H166ZM174 113H173V114H174ZM179 113H180V112H179ZM243 113H245V107H244V109H242V111H241L240 114H243ZM256 113H257V112H256ZM7 114L10 115L9 112H8ZM72 114H73V113H72ZM72 114H71V115H72ZM91 114H92V113H91ZM115 114H116V113H115ZM125 114H126V113H125ZM128 114H129V113H128ZM222 114H223V113H222ZM222 114H221V115H222ZM237 114H238V113H237ZM246 114H247V113H246ZM246 114H244V117H245ZM248 114H250V113H248ZM248 114H247V115H248ZM258 114H259V112H258ZM258 114H257V115H258ZM8 115H7V117H8ZM14 115H15V113H14ZM29 115H31V113H30ZM38 115H39V114H38ZM75 115H76V113H75ZM83 115H84V114H83ZM92 115H93V114H92ZM96 115H97V114L95 113L93 116L95 117ZM101 115H102V114H101ZM120 115H121V114H120ZM122 115H123V114H122ZM122 115H121V116H122ZM129 115H130V114H129ZM129 115H128V116H129ZM133 115H134V113L132 114V116H133ZM146 115H147V114H146ZM212 115H213V114H212ZM230 115H232V114H230ZM238 115H239V114H238ZM238 115H236V116H238ZM254 115H256V114H254ZM12 116H13V115H12ZM16 116H17V114H16L14 117H16ZM27 116H28V115H27ZM41 116L46 117L45 114H41ZM73 116H74V115H73ZM126 116H127V115H126ZM140 116H141V115H140ZM149 116H150V115H149ZM149 116H148V117H149ZM233 116H234V115H233ZM233 116H232V117H233ZM240 116H241V115H240ZM248 116H249V115H248ZM258 116H259V115H258ZM258 116H257V118H258ZM14 117H13V118H14ZM17 117H18V116H17ZM68 117H69V116L67 115V118H68ZM94 117H93V118H94ZM99 117H100V115H99ZM99 117H98V118H99ZM169 117H168V118H169ZM172 117H171L170 119H168V118H166V119H168L169 122H170V120H174V119H172ZM217 117H218V116H217ZM219 117H221V116L219 115ZM222 117H223V116H222ZM228 117H229V116H228ZM249 117H250V116H249ZM8 118H10V117H8ZM61 118H62V120L64 119L63 117H61ZM61 118H60V119H61ZM87 118H88V117H87ZM91 118H92V116L89 117L88 119L91 120ZM118 118H119V116H118ZM123 118H124V117H123ZM127 118L129 119V118H131V117H127ZM242 118H243V117H242ZM3 119H4V118H3ZM10 119H11V118H10ZM17 119H19V118H17ZM88 119H87V120H88ZM99 119H100V118H99ZM135 119H136V118H135ZM221 119H222V118H221ZM224 119H225V116H224ZM259 119H260V118H259ZM6 120H7V119H6ZM54 120H55V119H54ZM62 120H61V121H62ZM97 120H98V119H97ZM121 120H122V117H121ZM130 120H131V119H130ZM146 120H147V119H146ZM176 120H177V119H176ZM176 120H175V121H176ZM257 120H258V119H257ZM257 120H256V121H257ZM8 121H9V120H8ZM58 121H59V120H58ZM58 121H57V122H58ZM63 121H65V119H64ZM66 121H67V120H66ZM76 121H77V120H76ZM84 121H85V120H84ZM123 121H125V119H124ZM134 121H135V120H134ZM230 121H231V120H230ZM234 121H235V120H234ZM236 121H237V120H236ZM242 121H243V120H242ZM38 122H39V120H38ZM59 122H60V121H59ZM68 122H70V119H69V118H68L67 123H68ZM81 122H82V121H81ZM85 122H87V121H85ZM128 122H129V121H128ZM132 122H133V121H132ZM135 122H136V121H135ZM176 122H177V121H176ZM176 122H174V123H176ZM257 122L260 123L259 120H258ZM261 122H262V120H261ZM0 123H2V121H1ZM5 123H6V121H5L3 124H5ZM29 123H30V122H29ZM32 123H34V122H32ZM82 123H83V122H82ZM88 123H89V121H88ZM133 123H134V122H133ZM145 123H146V122H145ZM167 123H168V122H167ZM171 123L173 124V122H170V124H171ZM236 123H237V122H236ZM242 123H243V122H242ZM242 123H241V126H239V123L236 124V126H235L236 129H237V127L240 128V130H239L240 132H241L245 127H247V126L245 125V123H244V124H242ZM248 123H250V122H248ZM248 123H246V124L248 125ZM251 123H252V122H251ZM254 123H256V122H254ZM259 123H258L257 125H259ZM34 124H35V123H34ZM37 124H38V123H37ZM55 124H56V123H54L53 125H55ZM93 124H94V123H93ZM95 124H96V123H95ZM125 124H126V123H125ZM135 124H136V123H135ZM149 124H150V122H149ZM170 124H169V125H170ZM263 124H264V123H263ZM6 125H7V124H6ZM20 125H21V124H20ZM25 125H27V123H26ZM25 125H24V123H23V126H22V125H21V126L24 128ZM29 125H30V124H29ZM79 125H80V124H79ZM83 125H84V124H83ZM102 125H103V124H102ZM104 125H105V124H104ZM112 125H115V124H112ZM150 125H151V124H150ZM150 125H149L148 127H145V128H144V127H140L139 124H138L139 128H141V133L138 134V131H137V132L135 131V133H137L138 136L135 134V135L133 136V139H131L130 136H129V138L131 139V143H130V144H127V141H128V140L125 141V142H126V143H125V144H126V147H129V148H130V146L132 145V143H133V144L136 143L135 146H136L137 149H139V150H138L139 155H138L137 159L132 158V159H133L132 162H135V164H133V166L135 165V167H137V170H138L139 168H144L145 170H147V169H150V170H151V167L149 168V163H148L146 160H148V158L151 157V156H155V155H157V152H158V151L161 153V152H165L166 149H167V146H164V144H163V146H162L161 143H160L161 146H158V147H160V148L156 147V145L154 146V143H153V142L156 141V139H157L158 137H161V136H159V133H161L160 131H161V130L163 131V129H162L161 126H160L161 128H159V127H154V126H156V125H154V126H150ZM193 125H194V124H193ZM230 125H231V124H230ZM234 125H235V124H234ZM234 125H233V126H234ZM249 125H250V124H249ZM249 125H248V127H249ZM260 125H261V124H260ZM4 126H5V125H4ZM31 126H32V124H31ZM37 126H38V125H37ZM37 126H36V127H37ZM39 126H40V125H39ZM72 126H73V125H72ZM136 126H137V125H136ZM136 126L134 125V127H136ZM196 126H197V125H196ZM217 126H218V125H217ZM262 126H264V125H261V127H262ZM73 127H74V126H73ZM75 127H76V126H75ZM198 127H197V128H198ZM23 128H22V129H23ZM25 128L28 129V127H25ZM25 128H24V129H25ZM38 128H39V127H38ZM38 128H37V129H38ZM41 128H42V127H41ZM54 128H55V127H54ZM78 128H81V127H78ZM98 128H99V127H98ZM98 128H97V129H98ZM106 128H107V127H106ZM114 128H115V127H114ZM132 128H133V127H132ZM137 128H138V127H137ZM6 129H7V128H3V126H1V124H0V135H2V134L4 135ZM19 129H21V128L19 127ZM19 129H18V130H19ZM37 129H36V130H37ZM43 129L45 130V128H43ZM86 129H88V128H86ZM99 129H100V128H99ZM164 129H165V128H164ZM246 129H247V128H246ZM11 130H12V129H11ZM29 130H31V128H29ZM60 130H61V129H60ZM80 130H81V129H80ZM103 130H104V129H103V127H102V128H101V133H98L97 135H96V133L94 134V135H96V136H95V139H96L97 142H98V141H101L103 136H104L105 138L107 137L106 139H108L109 136L106 135L107 132H105V131H103ZM134 130H135V129H134ZM198 130H199V128H198ZM198 130H197V131H198ZM244 130H245V129H244ZM244 130H243V131H244ZM39 131H40V129H39ZM39 131H38V132H39ZM41 131H42V130H41ZM41 131H40V132H41ZM61 131H62V130H61ZM76 131H78V130H76ZM76 131H75V132H76ZM92 131H94V130H92ZM99 131H100V130H99ZM131 131H132V129H131ZM165 131H166V130H165ZM21 132H22V131H21ZM40 132H39V133H40ZM46 132H47V131H46ZM66 132H67L66 135L69 134L70 136H72L71 134H74V130L72 131L71 129H70V130H67ZM79 132H80V131H79ZM83 132H84V131H83ZM83 132H82V133H83ZM96 132H98V131H96ZM119 132H121V131H119ZM119 132L117 133L118 135L121 134V133L119 134ZM139 132H140V131H139ZM167 132H168V130H167ZM15 133H16V132H15ZM64 133H65V131H64ZM89 133H90V131H89ZM195 133H196V132H195ZM249 133H250V132L246 131V132H242V133L240 134V136H239V134H238L239 138H238L237 140H235V141L242 142V141L245 140V139L248 140V139L251 138V139H250V141H251V143H252L251 146H256V147H257V146H262V145H263L262 147H264V131L261 133V134H262L261 136L257 137V136H258V135H257V136H255V138H253V139H252V137L249 138V136H248ZM18 134H19V133H18ZM37 134H38V133H37ZM84 134H85V133H84ZM107 134H108V133H107ZM133 134H134V132H132V135H133ZM140 134H141V135H140ZM162 134H163V133H161V135H162ZM198 134H199V133H198ZM12 135H13V134H12ZM80 135H81V134H80ZM88 135H89V134H88ZM88 135H85V136L88 137ZM105 135H106V136H105ZM108 135H109V134H108ZM115 135H116V134H115ZM130 135H131V134H130ZM203 135H204V134H203ZM250 135H251V134H250ZM13 136H14V135H13ZM82 136H84V135H82ZM82 136L79 137V138H80V139H81V138H84V137H82ZM110 136H111V135H110ZM122 136H123V135H122ZM176 136H178V135H176ZM176 136H175V137H176ZM245 136H247V137H245ZM0 137H1V136H0ZM7 137H10V136H7ZM15 137H16V136H15ZM39 137H40V135H39ZM76 137H77V136H76ZM87 137H86V138H87ZM116 137H117V135H116ZM137 137L140 138V140H141L140 142L136 141V140H137V139H136ZM210 137H212V136H210ZM25 138H26V137H25ZM25 138H24V139H25ZM52 138H53V137H52ZM79 138H78V139H79ZM176 138H177V137H176ZM207 138H208V137H207ZM207 138H206V139H207ZM225 138H226V137H225ZM1 139H2V138H1ZM24 139H23V140H24ZM130 139H129V140H130ZM200 139L203 140L202 137H200ZM223 139H224V137H223ZM226 139H227V138H226ZM226 139H225V140H226ZM228 139H229V137H228ZM76 140H77V139H76ZM85 140H86V139H85ZM93 140H94V139H93ZM109 140H111V138H110ZM122 140H125V139L122 138ZM162 140H163V139H162ZM210 140H211V139H210ZM212 140H214V139L212 138ZM215 140H216V139H215ZM225 140H224V141H225ZM2 141H3V140H2ZM21 141H22V140H21ZM24 141H25V140H24ZM30 141H31V140H30ZM82 141H83V140H82ZM104 141H105V140H104ZM104 141H103V142L101 141V142L99 143L100 150H101L102 147H103V148H106V147H107L106 142L104 143ZM206 141H207V140H206ZM206 141L204 140V142H206ZM11 142H12V141H11ZM53 142H54V140H53ZM85 142H86V141H85ZM92 142H93V141H92ZM111 142L113 143V146H114L115 143H114L113 141H111ZM122 142H123V141H122ZM122 142H121V145L123 144ZM171 142H172V141H171ZM200 142H202V141H200ZM209 142H211L210 144H212L213 141H209ZM219 142H220V141L217 140V143H219ZM228 142H229V141H228ZM0 143H1V142H0ZM17 143H19V141H18ZM26 143H27V144H25V145L28 146V144H29V139H28V141H27ZM31 143H32V142H31ZM54 143H55V142H54ZM82 143H83V142H82ZM95 143H96V142H95ZM109 143H110V142H109ZM128 143H129V142H128ZM137 143H138V144H137ZM173 143H174V142H173ZM206 143H208V142H206ZM217 143L215 142L214 145L217 144ZM224 143H225V142H224ZM22 144H23V142H22ZM22 144H21V145H22ZM44 144H45V143H44ZM51 144H53V143H51ZM56 144H57V143H56ZM119 144H120V142H119ZM167 144H168V142H167ZM176 144H177V143H176ZM202 144H203V143H200L201 146H202ZM204 144H205V143H204ZM226 144H227V142H226ZM15 145H16V144H15ZM32 145H33V144H32ZM32 145H31V147H32ZM129 145H130V146H129ZM205 145H206V144H205ZM218 145H220V144H218ZM223 145H225V144H223ZM223 145H222V146H223ZM23 146H24V145H22L21 148H24ZM38 146H39V145H38ZM44 146H45V145H44ZM90 146H91V145H90ZM116 146H117V144H116ZM133 146H134V145H133ZM175 146H176V145H175ZM175 146H173V147H175ZM28 147H29V146H28ZM85 147H86V146H85ZM93 147H94V146H93ZM168 147H169V146H168ZM182 147H183V144H182ZM202 147H203V146H202ZM202 147H201V148H202ZM209 147H210V146L208 145V148H209ZM216 147H217V146L215 145V149H217ZM2 148H3V147H2ZM21 148H20V149H21ZM36 148H37V147H36ZM50 148H51V147H50ZM96 148H97V147H96ZM111 148H112V147H111ZM129 148H124V149H127V150H128ZM195 148H196V147H195ZM203 148H204V147H203ZM218 148H220V147H218ZM249 148H251V147H249ZM258 148H259V147H258ZM20 149H19V150H20ZM24 149H25V148H24ZM28 149L30 150V148H28ZM32 149H33V147H32ZM109 149H110V148H109ZM160 149H162V150H160ZM175 149H176V148H175ZM262 149H264V148H262ZM0 150H1V149H0ZM8 150H9V149H8ZM34 150H35V148H34ZM82 150H83V149H82ZM86 150H87V149H86ZM89 150H90V149H89ZM98 150H99V149H98ZM102 150H103V149H102ZM172 150H173V149H172ZM191 150H192V149H191ZM208 150H209V149H208ZM220 150H221V148H220ZM225 150H226V148H225ZM252 150H253V149H252ZM4 151H5V150H4ZM31 151H32V150H31ZM35 151H36V150H35ZM111 151H112V149H111ZM114 151H115V150H114ZM129 151H130V150H129ZM167 151H168V150H167ZM181 151L183 152V153H182L183 156H188V157H189V156L192 154L191 151L188 152V150H186V149L183 150V148L181 149ZM259 151H260V150H259ZM262 151H263V150H262ZM17 152L19 153V154L17 153L18 155H20V154L23 155V153H21V152H19V151H17ZM27 152H28V151H27ZM81 152H82V151H81ZM81 152L78 151V153H81ZM84 152H85V151H84ZM84 152H83V153H84ZM91 152H92V151H91ZM93 152H95V151L93 150ZM96 152H97V151H96ZM100 152H101V151H100ZM127 152H128V151H127ZM195 152H197V151H195ZM198 152H200V150H199ZM260 152H261V151H260ZM2 153H3V152H2ZM2 153H1V154H2ZM15 153H16V152H15ZM78 153H77V154H78ZM105 153H106V151H105ZM109 153H110V152H109ZM129 153H130V152H129ZM133 153H134V151H133ZM211 153H212V151H211V149H210V154H211ZM261 153H262V152H261ZM24 154H26V153H24ZM32 154H33V153H32ZM42 154H43V153H42ZM81 154H82V153H81ZM89 154H92V155H93V153H89ZM94 154H95V153H94ZM119 154H120V153H119ZM165 154H166V153H165ZM165 154H164V155H165ZM193 154H195V153H193ZM18 155H17V156H18ZM29 155H30V154H29ZM29 155H27V157H28ZM52 155H53V154H52ZM78 155H79V154H78ZM78 155H77V156H78ZM95 155L97 156V153H96ZM127 155H128V154H127ZM129 155H130V154H129ZM158 155L161 156V154H159V153H158ZM158 155H157V156H158ZM196 155H197V154H196ZM202 155H203V154H202ZM242 155H243V154H242ZM259 155H260V153H259ZM17 156H16V157H17ZM20 156H21V155H20ZM20 156H18V157H20ZM84 156H85V155H84ZM87 156L90 157V155H87ZM87 156H86V157H87ZM100 156H106V155H103V153H100ZM107 156H108V155H107ZM107 156H106V157H107ZM199 156H200V154L197 155V160H198V157H199ZM14 157H15V156H14ZM89 157H88V158H89ZM98 157H99V156H98ZM131 157H132V155H131ZM131 157H130V158H131ZM134 157H135V156H134ZM164 157H165V156H164ZM188 157H187V159H188ZM193 157H196V156H193ZM193 157H190V158L192 159ZM253 157H254V156H253ZM259 157L262 158L261 156H259ZM259 157H258L257 160H259ZM12 158H13V156H12ZM55 158H56V156H55ZM117 158H118V156H117ZM125 158H127V156H126ZM135 158H136V157H135ZM158 158H159V157H158ZM160 158H161V157H160ZM202 158H203V156H202ZM241 158H242V156H241ZM241 158H240V159H241ZM251 158H252V157H251ZM251 158H250L249 160H251ZM20 159H21V157H20ZM25 159H26V158H25ZM103 159H104V158H103ZM149 159H150V158H149ZM199 159H200V157H199ZM204 159H205V157H204ZM6 160H7V159H6ZM9 160H11V159L9 158ZM9 160L7 161L8 164H10V162L12 163V161L15 160V159H13V160L10 161V162H9ZM18 160H19V159H18ZM18 160H17V161H18ZM159 160H160V159H159ZM167 160H168V159H167ZM193 160H194V161H193ZM193 160H192V161L195 163L196 158H195V159L193 158ZM241 160H242V159H241ZM253 160H254V159H253ZM255 160H256V159H255ZM260 160H261V159H260ZM53 161H55V160H53ZM65 161H66V160H65ZM127 161H128V160H127ZM174 161H175L176 163L174 162V163H175V166H174V165H173V166H174V167H177V168L179 169V168H180V165H181L180 163H182V160H179V161H178V160H174ZM192 161H191V162H192ZM209 161H210V160H209ZM244 161H245V160H244ZM18 162H19V161H18ZM56 162L58 163L57 160H56L54 163H56ZM108 162H109V161H108ZM121 162H122V161H121ZM121 162H120V164H121ZM163 162H164V163H163ZM165 162H166V160H163V161L160 162V164H164V165H165ZM170 162H171V161H170ZM170 162H169V163H170ZM187 162H188V160H187ZM247 162H248V161H247ZM251 162H252V161H251ZM256 162H260V161H256ZM2 163H3V162H2ZM54 163H53V162H52V163L50 162V164H52V165H53ZM59 163H60V162H59ZM63 163H64V162H63ZM124 163H125V162H124ZM130 163H131V162H129V164H130ZM167 163H168V161H167ZM169 163H168V164H169ZM172 163H173V161H172ZM172 163H171V164H172ZM174 163H173V164H174ZM185 163H186V162H184V164H185ZM194 163H192V164H194ZM196 163H199V160H198V162H196ZM252 163H254V162H252ZM3 164H6V163H3ZM3 164H2V166H3ZM12 164L14 165V163H12ZM12 164H11V166H13ZM35 164H36V163H35ZM43 164H45V163H43ZM60 164H62V163H60ZM101 164H102V163H101ZM122 164H123V163H122ZM160 164H159V165H160ZM171 164H170V165H171ZM184 164H183V165H184ZM40 165H41V164H40ZM54 165H56V164H54ZM79 165H80V164H79ZM79 165H78V166H79ZM112 165H113V164H112ZM112 165H111V166H112ZM166 165H167V164H166ZM234 165H235V164H234ZM6 166H7V165H6ZM15 166H16V164H15ZM32 166H33V165H32ZM37 166H38V165H37ZM37 166H36V167H37ZM47 166H48V165H47ZM49 166H50V165H49ZM58 166H59V164H58ZM58 166H57V168H58ZM78 166H77V167H78ZM81 166H82V164L80 165V167H81ZM115 166H116V165H115ZM115 166H112V168H111L112 170H110V173H107L108 175L106 174L105 179H106V177H112V178H114V177L116 176V174H118V173H117L118 171L121 172V170H120L119 168L122 169V167H121L120 165H117V167L114 168L116 171H114V170H113V167H115ZM119 166H120V167H119ZM168 166H169V165H168ZM195 166H197V165H195ZM246 166H249V164L246 165ZM3 167H4V166H3ZM39 167H40V166H38V168H39ZM41 167H42V165H41ZM80 167H78V168L81 169ZM82 167H83V166H82ZM85 167H86V166H85ZM85 167H84V168H85ZM124 167H125V166H123V168H124ZM169 167H170V166H169ZM169 167H167V168H169ZM174 167H173V168H174ZM190 167H191V166H190ZM9 168H10V167H9ZM12 168H13V167H12ZM14 168H15V167H14ZM54 168H56V167H54ZM57 168H56V170H57ZM73 168H74V166H73ZM78 168H77V169H78ZM101 168H102V167H101ZM104 168H105V166H104ZM106 168H107V167H106ZM108 168L110 169V167H108ZM127 168H128V170H129V168H130L129 165H127ZM127 168H126V170H127ZM131 168H132V167H131ZM177 168H176V169H177ZM187 168H188V167H187ZM193 168L196 169L195 167H193ZM220 168H221V167H220ZM223 168H224V167H223ZM247 168H248V167H247ZM249 168H250V166H249ZM1 169H2V168H1ZM4 169H6V168H3V171H6V170H7V169H6V170H4ZM17 169H18V167H17ZM20 169H21V168H20ZM36 169H37V168H36ZM43 169H44V168H43ZM82 169H83V168H82ZM86 169H87V168H86ZM102 169H103V168H102ZM109 169H107V170L109 171ZM124 169H125V168H124ZM124 169H123V171H124ZM144 169H143V170H144ZM156 169H157V168H156ZM174 169H175V168H174ZM215 169L217 170L216 167H215ZM18 170H19V169H18ZM18 170H17V171H18ZM21 170H22V169H21ZM23 170H24V169H23ZM29 170H30V169H29ZM46 170H47V169L45 168V171H46ZM48 170H49V169H48ZM135 170H136V169H135ZM165 170H166V169H165ZM224 170H225V169H224ZM226 170H227V169H226ZM228 170H229L230 172H229V171H228L227 173L224 172V174H225L224 177L227 178L229 181H231V182L233 181V182H234V180H231V179H233L235 175L231 174L233 171H231L230 168H228ZM232 170H234V169H232ZM0 171H2V170H0ZM3 171H2V172H3ZM10 171H11V170H10ZM14 171L17 172L15 169H14ZM72 171H73V170H72ZM80 171L82 172V170H80ZM85 171L87 172V170H85ZM95 171H96V170H95ZM108 171H107V172H108ZM148 171H149V170H148ZM191 171H192V170H191ZM197 171H198V170H197ZM207 171H209V170H207ZM2 172H1V173H2ZM15 172H13V173H14V174H17V173H15ZM24 172H25V170H24ZM63 172H64V171H63ZM86 172H85V173H86ZM157 172H158V171H157ZM194 172H195V171L193 170V173H194ZM205 172H206V171H205ZM234 172H235V171H234ZM262 172H264V170H263ZM18 173H20V172H18ZM21 173H22V172H21ZM53 173H54V172H53ZM57 173H58V172H57ZM64 173H65V172H64ZM73 173H74V174H73ZM73 173H71V171H70V172H67V171H66V176L74 177L75 172H73ZM87 173H88V172H87ZM102 173H103V172H102ZM105 173H106V172H105ZM153 173L155 174V171H154ZM167 173H168V172H167ZM211 173H212V174H211ZM3 174H4V173H2V175H3ZM5 174H7V173H5ZM91 174L93 175V173H91ZM94 174H95V172H94ZM99 174H100V173H99ZM99 174H98V175H99ZM197 174H198V173H197ZM210 174L212 175V177H213L214 179H216V180H220V179H222V174H223V172H221L220 169H218L217 171L211 170ZM210 174H209V175H210ZM238 174H239V173H238ZM238 174H237V175H238ZM17 175H18V174H17ZM17 175H16V177H17ZM24 175H25V173H24ZM24 175H23V179H25V178H24ZM55 175H56V174H55ZM61 175H62V173H61ZM76 175H77V174H76ZM96 175H97V174H96ZM104 175H105V174H104ZM174 175H175V174H174ZM183 175H184V174H183ZM206 175H208V174H206ZM237 175H236V176H237ZM14 176H15V175H14ZM38 176H39V174H38ZM117 176H118V175H117ZM185 176H186V175H185ZM0 177H1V176H0ZM18 177H19V176H18ZM25 177H26V176H25ZM31 177H32V176H31ZM57 177H58V176H57ZM63 177H64V176H63ZM97 177H98V176H97ZM97 177H96V178H97ZM175 177H176V176H175ZM189 177H190V176H189ZM194 177H195V176H194ZM201 177H205V174L201 175L199 178H201ZM209 177H210V176H209ZM10 178H12V177L9 176V179H10ZM13 178H14V177H13ZM13 178H12V179H13ZM21 178H22V176H21ZM21 178H19V180H20ZM28 178H29V177H28ZM36 178H37V177H36ZM54 178H55V177H54ZM61 178H62V176H61ZM86 178H87V177H86ZM103 178H104V177H103ZM178 178H179V177H178ZM180 178H181V177H180ZM205 178H206V177H205ZM213 178H212V180H213ZM2 179H3V178H2ZM12 179H10V180H12ZM37 179H39V177H38ZM45 179H46V178H45ZM55 179H56V178H55ZM57 179H58V178H57ZM77 179H78V178H77ZM100 179H101V178H100ZM107 179H108V178H107ZM191 179H192V178H191ZM17 180H18V179H17ZM21 180H22V179H21ZM39 180H40V179H39ZM41 180H42V179H41ZM137 180H138V179H137ZM171 180H172V179H171ZM173 180H174V179H173ZM193 180H194V179H193ZM193 180H192V182H193ZM216 180H215V181H216ZM15 181H16V179H15ZM25 181H26V180H25ZM25 181L23 180L24 183H25ZM28 181H31V179H29V180L27 179V182H28ZM48 181H49V180H48ZM58 181H59V180H58ZM96 181H97V180H96ZM100 181H101V180H100ZM107 181H108V180H107ZM107 181H106V182H107ZM129 181H130V180H129ZM21 182H22V181H21ZM23 182H22V183H23ZM38 182H39V181H38ZM52 182H53V181H52ZM86 182H87V181H86ZM88 182H89V180H88ZM104 182H105V181H104ZM106 182H105V184H106ZM108 182H109V181H108ZM112 182H114V181L112 180ZM112 182H111V183L109 182L108 185L113 184ZM115 182H117V181H115ZM118 182H119V181H118ZM124 182H125V181H124ZM135 182H136V181H135ZM159 182H160V183L162 182V183L164 184V181H163L162 179H161ZM165 182H166V181H165ZM187 182H188V181H187ZM213 182H214V181H213ZM216 182H217V181H216ZM6 183H9V181L6 182ZM12 183H13V181H12ZM19 183H20V182H18V184H19ZM32 183H33V182H32ZM43 183H44V182H43ZM45 183H46V182H45ZM55 183H56V182H55ZM59 183H60V182H59ZM82 183H83V182H82ZM127 183H128V182H127ZM130 183H131V181H130ZM136 183H137V182H136ZM169 183H170V182H169ZM184 183H185V185H186V182H184ZM184 183H183V184H184ZM190 183H191V182H190ZM249 183H250V182H248V184H249ZM18 184H17V185H18ZM29 184H30V182H29ZM95 184H96V183H95V181H94V183L91 184V186L93 185V187H94ZM99 184H100V182H99ZM105 184H103V186H104ZM116 184H117V183H116ZM116 184H115V185H116ZM191 184H192V183H191ZM250 184H251V183H250ZM10 185H11V184H10ZM13 185L16 186V184H12V186H13ZM24 185H25V184H24ZM30 185H31V184H30ZM30 185H29V186H30ZM60 185H61V184H60ZM87 185H88V184H87ZM87 185H84V186L82 185V186L87 188V187H88ZM122 185H123V184H122ZM125 185H126V184H125ZM181 185H182V184H181ZM229 185H230L229 187L227 186V187H228V189H227L228 191H226V192L229 193L230 196L235 195V194H236L235 192H238L239 190H242V188H240V186L237 187V185H235V183H234V186H233L232 183H230ZM238 185H240V184L238 183ZM251 185H252V184H251ZM12 186H10V187L12 188ZM56 186H57V185H56ZM101 186H102V185H101ZM179 186H180V185H179ZM245 186H248V185H244L243 187H245ZM2 187H3V186H2ZM2 187L0 186L1 190H2ZM83 187H82V188H83ZM89 187H90V184H89ZM104 187H105V192L107 191L106 193H108V194H107V198L105 197V198H106V199H105L106 201H104V203H103V205H105V206H106V204H109V205H110V203H108V202L111 201V199H112V201L115 200V201L118 202L119 199H118V198H114V196H122L123 194L126 193L124 190L119 189V188H120L119 186H118L117 189H116V188H112V187H114V186H112V187L110 186V188H111L110 190H109V187H108V186H104ZM122 187H123V186H122ZM168 187H169V186H168ZM183 187H184V186H183ZM186 187H188V185H187ZM204 187H205V186H204ZM7 188H8V185H7ZM11 188H9V189H11ZM13 188H15V187L13 186ZM13 188H12V189H13ZM36 188H37V187H36ZM101 188H102V187H101ZM166 188H167V187H166ZM15 189H16V188H15ZM34 189H35V188H34ZM97 189H98V188H97ZM168 189H169V188H168ZM189 189H190V186H189ZM204 189H205V188H204ZM244 189H245V188H244ZM244 189H243V190H244ZM81 190H82V189H81ZM84 190H85V189H84ZM101 190H102V189H101ZM126 190H127V189H126ZM192 190H193V189H192ZM213 190H214V189H213ZM213 190H212V191H213ZM245 190H246V189H245ZM78 191H79V190H78ZM96 191H100V190H96ZM96 191H95V192H96ZM129 191H130V190H129ZM215 191H216V190H215ZM9 192H10V191H9ZM9 192H8V193H9ZM13 192L17 194V192H15V190H14ZM13 192H11V194H14ZM20 192H21V191H20ZM37 192H38V191H37ZM44 192H45V191H44ZM63 192H64V191H63ZM101 192H102V191H101ZM103 192H104V191H103ZM152 192H153V191H152ZM213 192H214V191H213ZM216 192H217V191H216ZM241 192H242V191H241ZM241 192H240V193H241ZM4 193H5V191H4ZM18 193H19V192H18ZM128 193H129V192H128ZM136 193H137V192H136ZM142 193H143V192H142ZM142 193H141V194H142ZM214 193H215V192H214ZM9 194H10V193H9ZM30 194H31V193H30ZM97 194H98V192L96 193V195H97ZM99 194H100V192H99ZM137 194H139V193H137ZM137 194H136V195H137ZM155 194H156V193H155ZM20 195H21V194H20ZM210 195H211V194H210ZM256 195H257V194H256ZM12 196H13V195H12ZM38 196H39V195H38ZM97 196H98V195H97ZM100 196H103V195H102V194L99 195V198H100ZM134 196H135V195H134ZM218 196H219V195H218ZM39 197H40V196H39ZM135 197H136V196H135ZM138 197H139V196H138ZM34 198H35V197H34ZM96 198H97V197H96ZM99 198H98V199H99ZM177 198H178V197H177ZM211 198H213V197H211ZM100 199H101V198H100ZM109 199H110V200H109ZM134 199H137V197L134 198ZM146 199H147L146 197H143V199H141V202L138 201V203H136V204H134V203H135V202H134V203L131 205V206L134 205V206L136 207V208H135V207L133 206V207H134L133 210L136 211V212L134 213V215H129V213H130V208L128 209V210H129V211H128L129 213L124 212V211L126 210V208H125V210H123L124 207H122V204H125L126 202H125V203H122V204H119V203H117V202H114L115 204H113L112 206L107 207L108 209H107V208H106V209H105V208H101V207L98 208V210H96L97 214H96L95 216L93 215V218H95V219L97 218V219H98L99 217L102 216L101 219H102V218H103V219L106 218V221H112V224H107V223H105V222H101V224L99 225V227L101 228V229H100L101 231H99V232H102V231L104 230L103 227H105V226L108 227V228H110L111 226L113 227V225L116 226V225L119 224V223L121 224L122 221H123L124 223L121 225V229H120V230H117V233H118V234H117L116 237H115V238H118V237L121 238V237H122V239H120V242H122V243H121V244L119 243V244L121 245V248H122V246L128 248V247H130L131 244H136V245L138 244V247H139V246H140L139 243H143V241H144L145 238L148 239V237H149L150 234H152V235H151V237H149L148 241L145 240V242H146L145 244L148 246V247H145L146 249H148V248H149V249H152L150 246H153L154 244H155V246L158 245V246L156 247V248L159 247L158 250L164 249V248H165L164 246L168 244L167 241H168V239L171 238V236H173V237H172V240L175 239V238H176V239H178V238H180V239L183 238V237L185 236L184 233H182L181 231H177L178 228L175 229V228H176V227H175V228L170 229V233L167 232L168 235H167V234L165 235V236H169V238L167 237L168 239H167V241H166V239L164 240L163 237H162V236H164V232H163L161 229H160V230H161L162 232H160V231L158 230L159 227H158V228H155V227H157V226H155V224H154V225H153V224H152V225H151V224H150V225H149V224H146V221H147V220H146V221H144V220L139 221V219H140V215H141V214H138V212H140V211H138L137 209H139V206H141L142 208L144 207V205L146 206V202H147V203L149 202V200L146 201ZM12 200H13V199H12ZM176 200H177V199H176ZM226 200H227V199H226ZM15 201H16V200H15ZM75 201H76V200H75ZM84 201H85V200H84ZM97 201H99V200H97ZM181 201H182V200H181ZM204 201H205V202H203V203H206V200H204ZM261 201H263V200H261ZM185 202H186V200H185ZM207 202H210V201L207 200ZM211 202H213V201H211ZM65 203H66V202H65ZM67 203H68V202H67ZM79 203H80V202H79ZM260 203H261V202H260ZM262 203H264V202H262ZM5 204H6V203H5ZM171 204H172V206H173L174 208H177V207H180L181 204L184 205L185 203H184V201H182V202H180V201L177 202V201H176V202H171ZM186 204H188V202H187ZM186 204H185V205H186ZM63 205H64V204H63ZM85 205H86V204H85ZM96 205H97V204H96ZM129 205H130V204H129ZM3 206H4V205H3ZM126 206H127V205H126ZM186 206H188V205H186ZM4 207H5V206H4ZM79 207H80V204H79ZM81 207H82V206H81ZM127 207H128V206H127ZM38 208H39V207H38ZM84 208H85V207H84ZM86 208H87V207H86ZM142 208H141V209H142ZM185 208H186V207H185ZM206 208H207V207H206ZM247 208H248V207H246V209H247ZM74 209H75V208H74ZM80 209H81V208H80ZM233 209H234V208H233ZM255 209H257V208H255ZM255 209H253V210H255ZM77 210H78V208H77ZM209 210H210V209H209ZM30 211H31V210H30ZM52 211H53V210H52ZM137 211H138V212H137ZM205 211H206V209L204 210V212H205ZM239 211H240V210H239ZM247 211H249V210H247ZM96 212H95V213H96ZM104 212L107 214L106 217L104 216V215H105ZM152 212H153V211H152ZM254 212H256V210H255ZM0 213H1V212H0ZM51 213H52V212H51ZM81 213H83V212H81ZM95 213H94V214H95ZM140 213H141V212H140ZM205 213H206V212H205ZM207 213H208V212H207ZM49 214H50V213H49ZM49 214H48V215H49ZM85 214H87V212H86ZM132 214H133V213H132ZM146 214H148V213H146ZM241 214H242V213H241ZM2 215H3V214H2ZM5 215H6V214H5ZM54 215H55V214H54ZM90 215H91V214H90ZM236 215H237V214H236ZM251 215H252V214H251ZM49 216H50V215H49ZM84 216H85V215H84ZM204 216H205V215H204ZM51 217H52V216H51ZM56 217H57V216H56ZM79 217H80V216H79ZM79 217H77V218H79ZM145 217H146V216H145ZM214 217H215V216H214ZM235 217H236V216H235ZM244 217H245V216H244ZM257 217H258V216H257ZM4 218L6 219V217H4ZM49 218H50V217H49ZM54 218H55V217H54ZM73 218H74V217H73ZM75 218H76V217H75ZM93 218H92V216H91V217H90V216H89V217L86 216V217H84V221H85V222L87 221L88 223H89V222H93L94 220H93V221L91 220V219H93ZM143 218H144V217H143ZM143 218H142V219H143ZM258 218H259V217H258ZM5 219H4V220H5ZM12 219H13V218H12ZM146 219H147V218H146ZM153 219H154V218H153ZM156 219H157V218H156ZM199 219H200V218H199ZM204 219H205V218H204ZM239 219H240V218H239ZM249 219H250V218H249ZM254 219H255V218H254ZM263 219H264V218H263ZM263 219H262V220H263ZM19 220H20V219H19ZM52 220H53V218H52ZM150 220H151V218H150ZM170 220H171V219H170ZM202 220H203V219H202ZM58 221H59V220H58ZM71 221H72V220H71ZM100 221H101V220H100ZM104 221H105V220H104ZM222 221H223V220H222ZM254 221H256V220H254ZM49 222H50V221H49ZM56 222H57V221H56ZM67 222H68V221H67ZM81 222H82V221H81ZM97 222H98V221H97ZM97 222H96V223H97ZM216 222H217V221H216ZM256 222H257V221H256ZM256 222H255V223H256ZM2 223H3V222H2ZM6 223H7V222H6ZM47 223H48V222H47ZM57 223H58V222H57ZM57 223H56V224H57ZM59 223H60V222H59ZM77 223H78V222H77ZM104 223H105V225H104ZM214 223H215V221H214ZM260 223H261V222H260ZM106 224H107V225H106ZM215 224H216V223H215ZM258 224H259V223H258ZM48 225L53 226V225H55V224H54V222H53V223H49ZM48 225H47L45 228H47ZM59 225H60V224H59ZM89 225H90V223H89ZM93 225H94V224H93ZM95 225H96V224H95ZM124 225H125V226H124ZM207 225H209V224H207ZM207 225H206V226H207ZM249 225H250L249 228H250V229H253V227H254V226H253V225H254V222L252 221V219L249 221ZM1 226H2V225H1ZM1 226H0V227H1ZM122 226H124V227L122 228ZM154 226H155V227H154ZM166 226H167V225H166ZM3 227H4V226H3ZM71 227H72V226H71ZM74 227H75V226H74ZM79 227H80V226H79ZM112 227H111V228H112ZM48 228H49V227H48ZM55 228L58 229L57 227H55ZM95 228H96V227H95ZM137 228H138V229L141 228V229L143 230L144 233L148 234V235H146L147 237H144L143 239L139 240L140 238H142L143 235L141 236L142 233L140 234V233H139V230H137ZM179 228H180V227H179ZM263 228H264V227H263ZM4 229H5V228H4ZM105 229H106V228H105ZM68 230H69V229H68ZM152 230H154V231H152ZM235 230H236V229H235ZM260 230H261V229H260ZM55 231H56V230H55ZM82 231H84V230L82 229ZM82 231L80 230L81 233H82ZM136 231H137V232H136ZM209 231H210V229H209ZM261 231H262V230H261ZM65 232H66V231H65ZM74 232H75V231H74ZM74 232H72V233H74ZM84 232H85V231H84ZM99 232H98V234H100ZM119 232H120V233H119ZM141 232H142V231H141ZM205 232H206V231H205ZM218 232H219V231H218ZM67 233H68V232H67ZM77 233H78V232H77ZM128 233L130 234L129 237H128ZM195 233H196V232H195ZM214 233H215V232H214ZM65 234H66V233H65ZM124 234L127 235V236L123 237ZM162 234H163V235H162ZM206 234H207V232H206ZM211 234H212V233H211ZM256 234H257V233H256ZM256 234H255V235H256ZM61 235H62V234H61ZM101 235H102V234H101ZM86 236H87V235H86ZM93 236H95V235H93ZM98 236H99V235H98ZM131 236H132V238H130ZM193 236H194V235H193ZM18 237H19V236H18ZM47 237H48V236H47ZM47 237H46V238H47ZM55 237H56V236H55ZM60 237H61V236H60ZM69 237H71V235H70ZM79 237H80V236H79ZM95 237H96V236H95ZM101 237H102V236H101ZM203 237H204V236H203ZM203 237H202L201 239H203V240L208 239V238H206V237H204V238H203ZM236 237H237V236H235L234 238H231L229 241H231L232 243L235 242V241L237 240ZM247 237H248V236H247ZM259 237H260V236H259ZM259 237H258V238H259ZM53 238H54V237H53ZM119 238H118V239H119ZM164 238H165V237H164ZM188 238H189V236H188ZM188 238H187V239H188ZM221 238H222V237H221ZM262 238H263V237H262ZM8 239H9V238H8ZM11 239H12V238H11ZM15 239H16V238H15ZM17 239H18V238H17ZM65 239H66V238H65ZM74 239H75V238H74ZM81 239H82V238H81ZM93 239H94V238H93ZM183 239H184V238H183ZM185 239H186V238H185ZM209 239H212V238H209ZM238 239H239V237H238ZM263 239H264V238H263ZM60 240H61V239H60ZM69 240H70V239H69ZM75 240H77V239H75ZM75 240H74V241H75ZM83 240H84V239H83ZM103 240H104V239H103ZM250 240H252V239H250ZM55 241H56V240H55ZM57 241H58V240H57ZM61 241H62V240H61ZM175 241H176V240H175ZM187 241H188V240H187ZM226 241H227V240H226ZM229 241H228V243H229ZM259 241H262V240L259 239ZM259 241H257V242L259 243ZM263 241H264V240H263ZM8 242H9V241H8ZM8 242H7V243H8ZM18 242H19V241H18ZM23 242H24V241H23ZM64 242H65V241H64ZM67 242H68V241H67ZM80 242H81V241H80ZM136 242H138V243H136ZM170 242H171V241H170ZM214 242H215V241H214ZM255 242H256V241H255ZM19 243H20V242H19ZM53 243H54V242H53ZM72 243H73V242H72ZM212 243H213V242H212ZM226 243H227V242H226ZM246 243H247V242H246ZM258 243H257V244H258ZM2 244H4V243H2ZM5 244H6V243H5ZM13 244L15 245V243H13ZM13 244L11 243V247H12V248H13ZM102 244H103V243H102ZM213 244H214V243H213ZM250 244H251V243H250ZM0 245H1V244H0ZM17 245H18V243H17ZM46 245H47V244H46ZM171 245H172V244H171ZM174 245H175V244H174ZM255 245H256V244H255ZM260 245H261V244H260ZM15 246H16V245H15ZM131 246H132V245H131ZM155 246H154V247H155ZM263 246H264V245H263ZM16 247H18V246H16ZM117 247H118V246H117ZM168 247H170V246H168ZM227 247H228V245H227ZM229 247H230V246H229ZM121 248H120V249H121ZM130 248H133V247H130ZM134 248H135V247H134ZM230 248H231V247H230ZM255 248H256V247H255ZM255 248H254V249H255ZM263 248H264V247H263ZM122 249H123V248H122ZM177 249H178V247H177ZM250 249H251V248H250ZM250 249H249V250H250ZM11 250H12V249H11ZM152 250H153V249H152ZM148 251H149V250H148ZM225 251H226V250H225ZM253 251H254V250H253ZM142 252H143V251H142ZM84 253H85V252H84ZM117 253H118V252H117ZM121 253H122V251H120V254H121ZM130 253H131V252H130ZM166 253H167V250H166ZM176 253H177V251H176ZM198 253H199V252H195V255H194V256H191V257L187 258L188 261H189V259H190V261H192L191 259L195 258L196 255H198ZM254 253H256V252H254ZM27 254H28V253H27ZM122 254H123V253H122ZM186 254H187V253H186ZM186 254H185V257H187ZM4 255H5V254H4ZM4 255H3V256H4ZM156 255H157V253H153V255H151V256H152L151 258H154V259H155V258H156ZM192 255H193V254H192ZM128 256H129V255H128ZM131 256H132V255H131ZM160 257H161V256H160ZM180 257H182L181 260H182L183 258H185L184 255H182L181 252H180ZM35 258H36V257H35ZM127 258H129L128 260H131V259H132V258H130V256L127 257ZM149 258H150V257H149ZM198 258H199V257H198ZM257 258H258V257H257ZM100 259H101V258H100ZM125 259H126V258H125ZM125 259H124V260H125ZM133 259H134V258H133ZM137 259H139V258H137ZM37 260H38V259H37ZM124 260H123V261H124ZM134 260H136V259H134ZM134 260H133V261H134ZM179 260H180V258H179ZM183 260H184V259H183ZM185 260H186V259H185ZM33 261H34V259H33ZM77 261H78V260H77ZM186 261H187V260H186ZM244 261L246 262V259H245ZM244 261H243V262H244ZM5 262H6V261H5ZM35 262H37V261L35 260ZM38 262H39V261H38ZM116 262H117V263H116ZM116 262H115V264H118V263H119L118 260H117ZM144 262H146V261H144ZM152 262H153V261H152ZM180 262H181V261H180ZM183 262H184V261H183ZM7 263H8V262H7ZM12 263H13V262H12ZM30 263H32V261H30ZM127 263H128V261H127ZM135 263H136V261H135ZM154 263H155V262H154ZM192 263H193V264H196L197 262H195V263L192 262ZM15 264H16V263H15ZM32 264H33V263H32ZM119 264H120V263H119ZM130 264H132V263L130 262ZM133 264H134V263H133ZM140 264H142V263H140ZM148 264H149V263H148ZM151 264H152V263H151ZM197 264H198V263H197ZM199 264H201V263H199Z\"/></svg>",
	"mask_w": 264,
	"mask_h": 264
}]
</instances>
